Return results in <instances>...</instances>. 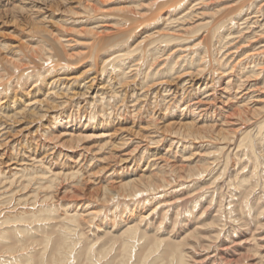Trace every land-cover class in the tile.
I'll list each match as a JSON object with an SVG mask.
<instances>
[{
  "label": "rangeland",
  "instance_id": "rangeland-1",
  "mask_svg": "<svg viewBox=\"0 0 264 264\" xmlns=\"http://www.w3.org/2000/svg\"><path fill=\"white\" fill-rule=\"evenodd\" d=\"M137 1H139V0H135V1L133 0L132 2H131V0H121V1L113 0L111 3L109 2L106 5L101 4V2L98 3L97 1H94V2L91 1V3L95 4L94 10L89 9V8L83 9V8L79 7L78 4H74V7L77 5L75 7V9L73 10L74 12H63V15H61V17L59 15H55L56 13L54 15H52L53 13L49 12L50 15H49L48 19L45 21L44 20L40 21L38 19H40L42 17L41 15H38L35 17V19H33L32 16L31 15L29 16V14H27L26 12L22 13V15L16 14V11H18V9L16 7L24 4L22 2V0H19V1L18 0H0V43L6 44L7 45L6 47L8 48V49L7 48L4 49V46L0 45V84H1L0 85V116H1L0 117V124H2L3 127H5L3 129V127L0 125V129H3V131L1 133L4 132L3 136L0 133V141L2 142V143L0 142L1 143V145H0V171L4 172V173L0 172V177H1L0 178V197H1L0 198V213H1L0 219L2 220V219H5V217H6V220L8 218V221H9L8 223L2 222L3 225L0 222V229L3 228L1 226H4V228L6 230V232H4L6 235L3 233V236L1 235L3 237V239H0V264H12L13 261L17 262L16 264H21V263H23V264H27V263L28 264H43V262H45L44 264H62V263L64 264L65 263L64 259H65V256H67V254L66 255L63 254L64 256L62 258L63 250L67 249L68 246H71L72 241L76 242L77 245L74 247L73 251L69 249L74 254L70 253V251L68 250L69 251L68 255L70 257L66 261H68V263L72 262V261H70V259L72 257L74 259H71V260H73L75 264H89V261L91 258L90 257L88 258V255H91V257H94L93 259H96L95 262L97 261L98 264L99 263L100 264H107V263H111V264H174V260H177L180 258H182L187 264H250V263L251 264L252 263L253 264H255V263L256 264H264V185H263L264 184V182H263L264 181V174H263L264 170L260 171V168L264 169L263 168L264 167V162H263V160H264V158H263L264 157V154H263L264 153V151H263L264 150V144L262 143V142H264V139H263L264 138V136H263L264 135V131H263L264 129L259 131V132L257 130H255V129H258V125H260V124H258V125L256 124V123H258V121H259V123L262 122L261 125H262V128H264V115H263L264 110L262 111L263 113H261L259 115L261 118L257 116L258 118L255 117L256 119L254 118L255 120H253V121H256L253 124V125H255V127H254L255 129H253V130L251 129V132H253L252 138H254V139H252L249 135H248V137H245L244 136L245 133H243V132H245L247 129H250L251 124H249V122H246V120L237 121L234 118H232L231 115L239 109V106H237L236 103L234 102L228 108L224 107V105H222L220 103V91L221 90H219L220 89L219 87L222 88L223 86H228V89H231V91L229 90L230 92L233 91L232 93L234 95L239 96L238 99L242 100L241 101L242 104L246 105V107H244L243 110L245 112L244 118H247L250 115L249 112H251V110L256 108L255 106L258 107V105H259V106L263 107V105H264V103L259 102V100H262L264 98V93H263L264 92V88H263L264 87V80H261V79H263L262 78L263 74H261L258 78H255L256 80L251 79L249 81H246L248 75L246 76V74H245V71L243 69V64H244V67H246V65H248V66L251 65L250 64L251 62L249 59L248 61L243 62L242 66L239 68V69H241L239 72L234 69L235 71H233L230 75L220 79L219 78L220 74L217 72L219 70L221 71V69H220L218 62L216 61L217 58H214V59L212 58V57H218L219 56V58H218V61H220L219 63L220 64L226 63V59L225 60L221 59L224 51L226 52V51L232 50V48L236 49V47L238 45H240L242 43H244V44L246 43L247 35L250 34V36H253V34L255 32L256 33L260 32L261 26H259V25L263 24L261 22V19L264 18L262 16L264 13L263 0H259V2H261V3H259V2L253 3V6H251L247 11L249 15H251V13H252V15L257 16L256 18L260 19V22H255L256 24L257 23L258 24L254 25V27L257 26L258 29H257V27L254 28L255 30L252 32V34L250 32L247 33L249 28L247 26H245V23H241V22H243L242 19L239 18L240 24H238L237 22L229 20V18L231 17V14L233 16V15H235V13H239L241 11L240 8H238L237 10H232V9L227 10L228 12L225 9L222 12H217L216 14L213 13V11L220 9L223 6L234 3L235 1L237 3H239V2H242L243 0H225V1L224 0L223 1L213 0L214 2L208 0L210 3L208 1H206L210 5L209 4L204 5L205 7L203 10L205 12L208 10L207 11L208 12L207 17H209V18L211 17V19L205 17L206 20H208V19L212 20V23H211L212 26H213V24L215 25L218 21L221 20L222 21V27L225 26L224 28L221 27L219 29L217 27V30H215L216 36L214 33H213V35L212 34L209 35V31H207V30L206 31L203 30V33L200 31L199 34L193 35L195 33L191 29V27L193 25H188V24L191 20H193L192 16L194 15V13H192V10L195 8V6L192 7L191 6L192 4H190V3H195L198 0H195V2H193L194 0H190V1L188 0L189 4L187 3V4H183L180 6V7H182L181 9L184 8L183 10L180 9L181 11L179 10V6L175 7V5H174L173 8L170 7L179 0H174L173 3H172V0H170L172 5L168 3V5L164 6V8L161 10L158 9V8H160V4H161L160 2L158 5H153L151 7H147L148 9H146V10H141V9L139 10L134 5L137 3ZM156 1L157 0H143L141 2L142 3L145 2V4H146V3H152V2L156 3ZM160 1H164V0H160ZM259 4H260V6H258ZM122 5H125V6L129 5V6H128V8L121 10L119 7ZM71 6L72 5H70V4L69 5L66 4V6H64V7L67 8V7H71ZM184 6H186V7H184ZM167 7H170V8H167ZM177 8H178V10H177ZM187 8L189 10H187ZM255 8H256V10H255ZM190 9H191V11H190ZM260 9L263 11L260 12ZM176 10L178 11V13ZM238 10H239V12H238ZM185 11H190L191 14H190V16H188L189 18L187 17L186 19H183L182 15L187 13ZM201 11H202V9H201ZM165 12H166V14H164ZM174 12H175V15L173 14ZM256 12L260 13V14H257ZM214 14H215V16H214ZM165 15H167L166 20H165ZM15 16H16V18H15ZM177 16H178V19H177ZM158 17H159L158 21L160 20L159 22L157 21ZM168 17H169V19H168ZM92 18H94V19H92ZM241 18H242V16H241ZM60 19L64 20V21H61ZM79 19H81V20H79ZM181 19L184 20L183 23H184L185 27H182L184 25L182 24ZM177 20H180V22ZM77 21H78V23H77ZM162 21L164 23H166L167 25L164 24ZM117 22H125V23L122 25H119L120 27L118 26L117 27L118 29H116V28H114V29L103 28L105 26H112V25L115 26L113 23L116 24ZM161 22L163 24H161ZM178 23H181V24L178 25ZM160 24H161V27L159 26ZM196 24H197V22H196ZM236 24H238V25H236ZM155 25H157V26H155ZM172 25H174V26H172ZM96 26H101L102 27L101 29L104 31H107V30L110 31L111 30L112 36L110 38H105L106 39V41H105V39H103L104 38L103 36L101 37V36L89 34V32H88L89 28H93ZM165 27L167 30H165ZM174 27L175 28L177 27L176 29H178L180 32L178 30H176ZM181 29H184V30H181ZM210 29H211V26H210ZM90 30L93 31L94 33H95V31H97V32L100 31L98 29H96V30L90 29ZM163 30H165V31H163ZM171 30H172V32H171ZM220 30H221V34H220ZM153 31H155V32H153ZM159 31H161L163 33H169V35L174 33L173 35H174V37H177V40H175V41L174 40L171 41L168 39H165V41L158 40L159 37L157 35L158 34L157 32H159ZM167 31H169V32H167ZM184 31L186 33V35L184 34L185 36L183 35ZM222 31H224V32H222ZM146 32H147V34H146ZM245 33H247V34H245ZM219 34L221 36L224 35L223 40L225 42H224L223 46L221 45L222 41L218 39L219 38L218 36H220ZM238 35H242L241 36V37H243L241 39L242 43H241V41H240V43L237 42V40H238L237 36ZM62 36H64V40H67L68 38L71 39L72 41L69 42L71 45L65 41H64L65 43L64 42L60 43V38ZM135 36H137L136 39H135ZM142 36H151L150 39H145L146 42L148 43V45L146 42H144L145 40L142 42L141 48L144 49L146 52L144 50H138L137 51V49H135V50L132 49L133 47H135V43H137L138 41L139 42L142 41ZM204 36L207 39H205ZM209 36H210V39H209ZM184 37H186V38H184ZM187 37L190 39H188ZM193 37L196 38L197 40L194 39ZM200 37L202 39H200ZM155 38H156V40H155ZM179 38H181V39L179 40ZM203 38L205 41H203ZM211 39H212V41H211ZM233 39H234V41H233ZM166 40H167V43H166ZM193 40H196V41H193ZM200 40H202V41H200ZM189 41H191V43ZM219 41L221 42V44ZM177 42L178 43L180 42L183 44H180V43L178 44ZM185 43H186V45L188 44L190 46L186 47V45H184ZM194 43H195V45H194ZM209 43H211V45ZM232 43H234V44L231 45ZM157 44L159 45V49H158V46H156ZM171 44H172V46H171ZM175 44L180 46L181 49L178 46H175ZM62 45L66 46L65 50L68 51L67 53L68 54H71V53L74 54V57L67 56V53H65L63 51ZM67 45H70V46H67ZM130 45H131V47H129ZM195 46H198V48H196ZM204 46H205V48L207 46L208 47L211 46V47H209V49H208V47H207V49H205ZM224 46H228L229 49L227 47L224 48ZM176 47H177V51H176ZM182 47H184V48H182ZM222 47L224 48V50ZM13 48H15V49L12 50ZM149 48H150V50H149ZM162 48L164 49L163 50V56L165 55L164 57H167L168 54H171V56L172 55L173 56L171 57L169 55L171 58L167 57L166 59H164L165 61L163 60V63H164L163 65H165V64H167V65L163 66L160 63V65L158 64V66H157L154 63V60H156L158 57H160L159 55L162 52H159V51H161ZM213 48H216V49H213ZM33 49H34V51H33ZM167 49H168V51H167ZM178 49L181 51H179ZM199 49H201V50H199ZM116 50H117V52H116ZM173 50H174V52H173ZM192 50H193V52H192ZM198 50H199V52H196ZM219 50H220V52H219ZM243 50H250V49L245 48ZM13 51H17V52H13ZM36 51H38V52L36 53ZM41 51H43L42 53H47V55H44L42 58H40L39 53ZM98 51L101 52L103 57L105 55L104 58L107 62L102 61V59H101L102 56L101 57L97 56ZM109 51H110V53H109ZM119 51H121V52H119ZM151 51L154 53V56H156L155 54L157 53V56H156L157 58L156 57L154 58L152 56L150 57ZM216 51H218V52H216ZM128 52H129V54H128ZM194 52L196 54H194ZM207 52H208V54H207ZM107 53L110 54L111 56L108 55ZM114 53H116V54H114ZM143 53H145V54H143ZM213 53H214V55H213ZM215 53H216V56H215ZM106 54L108 55V58H107ZM112 54L114 56L116 55L115 56L116 58L114 56H112ZM177 54H179V56H177ZM201 54H203V55L201 56ZM238 54H240L239 57H242L244 53L239 51L238 53H236L235 59L238 58ZM17 55L19 57H17L16 61H15V59L13 57L14 56L16 57ZM50 55L51 56L53 55L52 56L53 59L52 58L48 59V57ZM146 55H147V57H146ZM148 55L151 58L150 60H149ZM132 56H133V58H132ZM181 56H182V58L184 56L185 59L183 58L184 59L183 62H185V63L182 62ZM206 56H208V57H206ZM209 56L211 57L212 60L210 59ZM255 56H256V58H258L259 56L263 57V55H259V56L255 55ZM123 57H124V59H123ZM179 58H180V60H179ZM196 58H197V60H196ZM8 59H9V61H8ZM17 59L18 60L20 59V60L18 61ZM126 59H128V60H126ZM133 59L136 62L132 63L134 61ZM172 59L173 60L175 59L174 62ZM187 59H189L190 62L193 59V61L191 62V65H188V64H190V62ZM206 59H208V61H206ZM209 59H210V61H209ZM12 60H14L15 62H13ZM120 60H123V61H120ZM144 60H145V62H144ZM200 60H202V61H200ZM221 60H223V61L221 62ZM11 61L13 64L11 63ZM126 61H128V62H126ZM140 61H141V63H140ZM147 61L149 64L147 63V66H146ZM114 62H116V63L119 62V64H115ZM121 62L122 63L123 62L128 63V64L126 65L123 63V65H124L123 66ZM130 62L132 65L130 64ZM143 62L145 63V65L143 64ZM151 62H152V64H151ZM159 62H162V61H159ZM201 62H205V63L203 65H199V64H202ZM102 63H105V64H102ZM120 63H121V65H120ZM172 63H173V65H172ZM213 63H215V64H213ZM58 64H62L63 67L61 65H58ZM194 64H195V66H194L195 69L193 70ZM104 65H105V68L103 67ZM125 65L127 66L126 67L127 69L125 68ZM149 65H150V67H149ZM155 65L157 66L156 71H155V69L152 70V68L156 67ZM174 65H176V66H174ZM181 65H184L185 67L181 66ZM56 66H58V67H56ZM168 66H170L171 68ZM179 66L181 68H183L184 70H187V71L180 69ZM191 66H192V68H191ZM198 66L199 67L201 66V67L198 69L197 68ZM59 67L61 69H59ZM113 67H115V68H113ZM175 67L179 68V69L175 70L176 69ZM186 67L188 69H185ZM225 67L227 68V66H225ZM225 67H224V69H226ZM42 68H45V69H42ZM53 68H54V70L56 69L54 73L57 72L58 74L57 73L55 75H54V73L50 74L49 71H50V69L53 70ZM66 68H67V70H66ZM103 68H104V71H103ZM118 68H119V70H118ZM162 68H163V70H162ZM164 68H166L168 71ZM173 68H175L174 71L172 70ZM159 69H161L162 71ZM228 69L230 70L231 68H228ZM42 70L46 72L44 77L40 76V73H39V71H42ZM106 70H108V71H106ZM132 70L133 71L135 70V71L132 72ZM138 70H140V71H138ZM178 70H180V71H178ZM229 70H226V71H229ZM109 71H110V73H109ZM146 71H148V72L146 73ZM159 71H160V73H162V80H161V76H160L161 74H158ZM175 71H177L180 75L182 74L181 78H179V77L177 78V75L178 76H180V75L178 73L176 74ZM193 71H195V72H193ZM150 72H152L151 73L152 75L149 74ZM153 72H155V73L158 72L156 74V78L153 77V75H154ZM170 72H172V73L174 72V73L172 74ZM199 72H200V75H198ZM207 72H208V74H207ZM210 72L215 76L211 75ZM214 72H215V74H214ZM163 73H166V74H163ZM189 73L190 74L192 73V74L190 75ZM195 73L198 75L197 78H196ZM1 74H2V76H1ZM101 74H102V76H101ZM103 74L106 75V77ZM168 74H170V76ZM234 74H236V76H238V78H235ZM58 75H60V76H58ZM93 75H95L96 77H94ZM97 75H98V77H97ZM139 75L143 78L139 77ZM65 76L67 78H65ZM90 76H91V78H90ZM99 76H100V78H99ZM103 76H104V78H103ZM116 76H119V77L116 78ZM144 76L147 79H145ZM150 76H152V78H149ZM173 76L175 77V79ZM188 76H190V77H188ZM53 77L54 78L62 77V81H65L66 83L64 82V84L67 85V87H68V88L65 87L64 91H63V89L60 90L61 92L59 91V93L64 94L67 91L66 94L70 93L69 95L74 96L76 101L72 96H71V99L68 98L69 100L67 98L66 99L64 98L65 100H68L67 103L64 104V107H57L58 109L52 108V110H50V111L46 110L47 112H45V109H47V108H45L44 111H41L40 108H38L39 105L37 106V108H35L34 106L31 108L28 107L29 112L26 115H24L23 118L21 120L17 121L16 123L10 122L7 119H3L6 112L7 113L14 112L20 105H23L24 103L27 104L28 101H32L30 99H33L36 96L39 98H42V97L44 98L45 91L47 88L46 82H48L47 80H50V78H53ZM78 77H81V78H78ZM169 77H171V78H169ZM182 77L184 78V80ZM212 77H214V78H212ZM109 78H110V80H109ZM91 79H92V81L93 80L95 81V82L93 81L95 83L94 85L98 87V88L96 87V91L94 93L98 92V94H99L98 102L97 103L94 102V104H93V96L92 95L87 96V97H85L86 95H81L82 94L81 92H84L86 90V85L87 86L91 85V82H92ZM96 79H98V80H96ZM100 79H103L104 83ZM154 79H156L155 83H152V82H154V81H152ZM176 79H177V81H176ZM112 80H114V81H112ZM194 80H195V82H194ZM165 81H167V82H165ZM254 81L257 83H255ZM67 82H68V84H67ZM88 82L90 84H88ZM93 82H92V84H93ZM156 82H157V84H156ZM168 82H173V83L171 84ZM198 82H200V83H198ZM214 82L217 84H215ZM108 83H110L112 86ZM248 83L250 85H252V87H250L253 89L252 93L245 95V96H243V95L241 96V94H242L241 90L244 91L246 88V85H248ZM72 84L75 86H73ZM81 84H84V85H81ZM99 84L102 86H100ZM191 84H192V86H191ZM204 84H206V85H204ZM163 85L166 86L165 87L166 89L164 88ZM169 85H170V87H169ZM210 85H213V86H210ZM189 86H191V87L189 88ZM196 86H198V87L200 86V88H198ZM203 86H205V88L207 87V89H204ZM261 86H263V87H261ZM84 87H85V89H84ZM210 87H212V88H210ZM259 87H261V88H259ZM58 88H60V87H58ZM148 88H149V90H148ZM150 89L152 90V92H150L151 91ZM158 89H160L161 91H157ZM201 89L203 91H199ZM254 89L256 91H254ZM31 90H32V92H31ZM204 90L206 92H204ZM76 91H77V93H80V94L74 95L72 93V92L75 93ZM105 91H107V92H105ZM164 91H167V92L165 93ZM239 91H241V92H239ZM120 92L121 93L123 92V93L121 94ZM207 92H208V94H207ZM101 93L103 94V96ZM198 93H200V94H198ZM213 93H215V94L213 95ZM141 94L144 95V97ZM155 94L157 96H159V97L161 96V97L159 98ZM181 94L182 95L184 94L183 97ZM194 94H195V99H194ZM80 95H81V97H80L81 99L79 97H77ZM104 95H106V97ZM204 95H207V97L209 99ZM215 95H217V97ZM258 95H259L260 99H259ZM110 96H111V99H110ZM131 96H133L134 98ZM237 96H235V97H237ZM82 97H83V99H82ZM153 97H156V98H153ZM210 97H211V99H210ZM249 97H251V98H249ZM85 98H87V99H85ZM105 98H106V102H105ZM136 98H138V99H136ZM175 98H177V99L175 100ZM178 98H180V99H178ZM198 98H199V100H197ZM131 99H134V100H131ZM164 99L165 100L167 99V100L165 101ZM13 100H17L16 106H14L12 109H10L11 111L9 109H5L4 107L6 105H12L13 104ZM48 100H44L45 102L48 101L47 104L45 103L46 105L50 106V105H53V103L55 105V102L52 99H51V101H50V98ZM71 100H72V102H71ZM73 100H74V102H73ZM78 100L79 101L83 100V101H81L82 103L79 102V103H81V104H79ZM94 100H95V98H94ZM177 100H179L180 103L178 102V104H177ZM154 101H155V103H154ZM198 101H200V102H198ZM9 102H11V103H9ZM132 102L136 103V104H132ZM152 102L154 104H152ZM161 102H162V104H160ZM195 102H197V103H195ZM167 103H169V104H167ZM174 103H175V105H174ZM208 103H210V105ZM212 103H213V105L211 106ZM185 104H186V106H185ZM133 105H135V107ZM191 105H194V106H191ZM166 107H168V108H166ZM176 107H177V110H176ZM186 107H187V109H186ZM191 107H192V109H191ZM34 108H35V110H34ZM188 108H189V110H188ZM223 108L225 110H223ZM181 109L182 110L184 109L183 112L181 111ZM245 109H248V110H245ZM163 110H165V111H163ZM208 110H209V115H206V113L208 114ZM102 111H103V113H102ZM188 111H189V114H188ZM89 112H90V115L93 116L92 118L88 117ZM170 112H171V114H169ZM184 112H185V114H184ZM172 113H173V115H172ZM166 114H168V117ZM198 114H200V115H198ZM188 115H190V116H188ZM192 115H194V116H192ZM56 116H59L58 119H56L57 121L55 120ZM185 116H187V117H185ZM195 116H197V117H195ZM200 116H202L201 117L202 119L200 118ZM60 117H61V119H60ZM111 118H112V120H111ZM85 119H86V121L87 120L88 121L87 122L84 121ZM90 119H91V121H90ZM94 119H96V120H94ZM223 119H225V120L227 119V120L223 121ZM58 120H59V123H57ZM102 120L106 123H103L104 125L100 126ZM184 120L186 122H190L195 127H199V126L200 127L201 126L211 127V126H213L214 129L217 125H219V123H220V125L221 124H227L229 120L230 121L234 120L238 125L230 126L228 128H230V131L231 130L235 131V130H238V128H239L240 131L238 132V134L236 133L237 139L234 138L235 140H234V142H232L233 141L232 140L231 144L229 143L230 140L229 141L227 140V142L221 144V141H219L218 139L216 140V138L213 139L214 138L213 136L212 137L208 136L207 138H200L199 139V138L190 137L188 135L178 136L176 134H171L169 132H168V134L164 133L163 129L165 130V128H168V129H170L169 131H171L172 130L171 128L177 127V126L174 127V125L171 127L170 123H180V122L184 123L185 122ZM98 121H99V123H98ZM29 122H31L32 124L31 123L30 124L34 127H33V129H31V132L28 131V134H27L26 133L27 131H24V130L21 131V130H22V127L24 128L26 125H30ZM52 122H53V124L56 123V126L58 129H60V130L63 129V130H67V131L70 130V132H72L74 134H77L79 132L80 133L84 132L87 134L98 135V134H101L102 130H107L109 132H117V131L119 132L120 130L124 131V130H127L128 128H130V129H128L129 132L132 130L133 131L141 130V132L143 133L145 131L144 130L142 131V129H140L141 127L144 128V127H147L148 125L150 126L153 124H157V126L161 128L162 132L160 131V133L159 132L157 133L155 140L149 141V142L157 141L156 143L150 144L149 142H146V141L140 142L138 140H132L131 141L132 143L125 146L124 149L123 148L120 149V151L110 150L108 152L105 151L106 153L103 152L104 153L103 157L107 156L108 158L109 157L110 158H109V160L103 159V160L99 161L95 153L89 152V154H90L89 155L88 149H86L84 147L79 146L78 147L79 149L76 147L74 150L73 149L69 150V148L65 145L59 144V146H58V144L50 143L46 139V137L43 135L44 133H43L42 128H45V127L47 128V126L51 125ZM10 123H13V125ZM85 124H88V125H85ZM242 125H244V130H243ZM241 126H242V129H241ZM99 127L102 129L99 130ZM245 127H247V128H245ZM35 130H36V132H35ZM73 130H75V131H73ZM115 130H117V131H115ZM122 131L120 133H122ZM75 132H77V133H75ZM8 133H9V136H8ZM123 133L126 134V133H128V131H124ZM145 134H146V132H145ZM147 134H149V133H147ZM254 134H256V135H254ZM5 135L9 137V138L7 137V140H6ZM162 135H164V136H162ZM260 135L263 136L261 138L262 140L260 139V137H261ZM157 136H158V138H157ZM10 137L12 140L10 139ZM159 137L161 138V140L159 139ZM240 137H241L242 141H244V142H242V145L240 147L241 151L239 148H236L241 141ZM21 138H23V139H21ZM77 138L78 137H75L73 140L75 142H78V143L82 142L83 144L89 143L88 145L101 144L102 142H104V137L103 138L93 137L90 141L88 140L86 142L84 140L79 141V139H77ZM167 138H168V140H167ZM173 139L176 141H174ZM73 140L68 139L69 144L66 143V145H71L72 143L75 144V142ZM111 140L113 142H115L119 139L117 136L116 138H112ZM179 140H180V142H179ZM204 140H206V142ZM211 140L212 141L214 140L213 143L210 142ZM4 141L5 142L8 141L9 143L7 142L8 143L7 144ZM158 141H160V143ZM246 141L248 143H246V146H245ZM16 142L18 143L17 145H16ZM184 142L186 143L185 147L183 145ZM10 143H11V145L13 144V147L10 145ZM137 143L143 147L138 148L137 152L135 151L136 157L133 158L134 160H132V162H127V163L121 164V162L119 161L121 156H119V155L121 153L123 154V153L129 152V150L130 151L135 150V148H133V147H136ZM144 143H146L147 145ZM227 143H228V145L230 144L231 146L232 145L233 146L232 147L230 145L228 146V145H226ZM249 143H251V144H249ZM157 144L160 146H158ZM169 144L172 147H170ZM215 144H217V145L215 146ZM148 145H150V146H148ZM193 145H194V147H192L191 149H187L188 146L190 148ZM202 145H204V146H202ZM234 145H236V146H234ZM249 145L250 146L253 145V147H250ZM27 146H29V147H27ZM244 146H245V148H244ZM41 147H42V149H41ZM65 147H67V148H65ZM160 147L162 149L164 148V150H162ZM168 147H170L171 149ZM142 148L144 150L146 148V150L145 151L141 150ZM158 148L160 150H158ZM172 148H174V149H172ZM185 148H186V150L183 151ZM214 148H216V149H214ZM223 148H225V150ZM252 148H255V149H252ZM168 149H170V150H168ZM219 149L221 150V152ZM242 149H243V151H242ZM52 150H53V153H52ZM147 150H149L150 152ZM16 151H17V154H16ZM19 151H20V153H19ZM25 151L29 152V153L27 154ZM140 151L143 152L144 154L145 153L146 154L144 155ZM156 151L158 153L154 154V152H156ZM195 151H197L196 154H194ZM200 151H202V152H200ZM203 151H207V152L203 153ZM251 151H252V153H251ZM35 152H36L37 156L39 155L38 157L35 155ZM237 152H238L239 156L236 155ZM18 153H19L20 157L18 156ZM68 153H70V154H68ZM140 153L142 154V156L140 155V157H139ZM184 153L188 158L192 155L195 158L192 157L191 159H188L185 155H183ZM65 154H67L68 157ZM198 154H200V155L195 156ZM258 154H260V155L262 154V155L260 156ZM255 155H258V157H256ZM29 156L31 158L34 157V159H37L39 157L40 158L37 159L39 161L38 167L34 168L31 166L29 169H27L25 171L26 172L25 176L30 174L29 175L30 177H38L39 178L40 174L43 175V173H45V175L42 176L44 179L41 177L40 179L37 180L36 185H34V184L29 185L28 184L29 187L27 186V188H25V191H24L23 190L24 188H21L20 183H18V181H16V182L14 181V183H16V184L18 183L19 186L18 185L16 186V184L10 182L12 179L15 178V175L12 174L13 169L11 166L13 164H16L17 162H18L17 164L26 165L25 161L27 162V160L30 161V159H31ZM161 156H163L162 158L164 160L159 158ZM248 156L249 157L251 156V157L249 158ZM259 156H260V158H259ZM23 157H24V159L25 158L26 159L24 160ZM44 157H45V159H44ZM69 157H72V158H69ZM107 157H105V158H107ZM10 158H13L14 161H13V159H11V161H7ZM17 158H19V159L22 158V159L19 160ZM41 158H43V159H41ZM76 159H79V160L76 161ZM257 159H259V160H257ZM260 159L263 163L260 161ZM40 160H42V161H40ZM249 160L250 161L252 160L251 161L252 163ZM29 161L27 162V164H29ZM84 161H86V162H84ZM106 161H108V162H106ZM188 161H190V162H188ZM9 162H11V163L9 164ZM76 162L79 164H77ZM163 162H165V163H163ZM187 163H189L191 167ZM255 163L258 164V166ZM147 164H149V165H147ZM174 164L178 167L187 165V166H185V168H187V167L193 168L194 167L195 169H196V167H202L203 165L204 166L206 165V166H209V169H208L209 172L208 171L204 172V174L201 175L202 177H200L199 175H196V173H197L196 172L194 175H192V178L191 177L189 178L188 176H186L184 174V173H186V170H185L182 173H180L181 175L183 174L182 178L180 177L181 178L180 179L179 176H176V175L174 176V174L172 175L170 173L171 171L168 170L171 165L175 166ZM259 164H261L260 165L261 167L259 166ZM42 165L43 166L45 165L46 167L45 166L42 167ZM7 167H8V169H7ZM34 169H35V171H34ZM44 169H45V171H44ZM48 169L50 172L52 170V172L50 173L48 171ZM241 169H243V170H241ZM47 171H48V173H47ZM165 172H167V174ZM239 172L241 174H239ZM256 172H257V174H256ZM154 173L159 174V175H163V176L166 174L165 176L167 177V175H168L167 179H169V184L167 185L168 188L162 186L159 189V192H158L159 194H156L157 196H161L159 198L160 202H158L156 195L153 196V195H150L148 193H143V194L139 193L140 194V195L138 194L139 196L137 195L132 199H130V197H126V198L123 196L120 197V196L115 194L116 197L114 196L113 200H111V199H107L108 201L106 200V198H109L108 196L105 195V192L103 190V188H105L106 186H108V188L115 189L117 187L116 185H118V182L121 180L123 182V180L127 181V180L134 178V177L140 176L141 174H148V175L153 174L154 175ZM258 173H259V175H258ZM48 174L50 177H48ZM3 175H5V176H3ZM6 175L9 177H6ZM11 176H14V178H12ZM257 176H259V177H257ZM261 176H263V177H261ZM45 177H48V178L45 179ZM10 178H12V179H10ZM49 178H51L50 179L51 181H47V180H49ZM243 178H244L243 185L240 186L242 184L241 180ZM249 178H250V180H249ZM260 178H262L263 180ZM56 179H57V181H56ZM174 179H175V181H177V183H175V184H177L176 186H174L175 185ZM245 180H247L246 181L247 184H246ZM9 183H12V184L9 185ZM22 183H23V185H25L26 183H29V182L25 183V181H24ZM38 183L40 185L43 184V186L42 187L39 186ZM183 183H184V185H183ZM189 184H190V187H188ZM244 184H246V185H244ZM193 185L196 187H192ZM6 186H8L7 188H9V189H5ZM175 188H177V189H175ZM42 190H44V191H42ZM160 190H162V191H160ZM13 192L15 194H13ZM18 192H20V193H18ZM22 192H24L23 193L24 195L22 194ZM27 192H30L32 195H34V197L32 199H30L29 201H25L23 199H20L26 195L29 196L30 193H27ZM168 193H169V195H167ZM165 196H167V197H165ZM102 197L103 198L106 197V198L102 199ZM150 197L152 199L154 197L156 198V199H153L154 203L151 202L152 200ZM232 197L234 198V200ZM97 198H99L100 201ZM135 199H138V200L135 201ZM146 199L151 200L150 203ZM37 200H38V202H37ZM155 200H156V202H155ZM162 200H163V202H162ZM103 201L105 203H103ZM247 201H249V203ZM148 203L150 206L148 205ZM229 203L231 205H229ZM80 204H81V206H80ZM246 204H248V205H246ZM88 205H89V207H88ZM84 206H85V210L83 209ZM127 206L130 208L135 207L136 212L133 214L131 209L129 210L128 208H127L128 210L126 209V211L123 212L124 207L126 208ZM145 206H147V207H145ZM230 207H234V209L237 210V211L235 210L230 215L231 218H229V215H228L229 213H227V212H229ZM74 208H75V210H74ZM47 209L50 211L45 212V210H47ZM77 210H79V212ZM92 210H97L98 213H96L94 215L88 213L89 211H92ZM42 211H44V212H42ZM33 212L34 213L36 212V213L34 214ZM130 212H132V213H130ZM139 212L141 213L140 215H139ZM29 214H31V215L29 216ZM76 214H78V216ZM25 215L28 217H26ZM36 215H38L39 217ZM74 215L76 218L74 217ZM138 215H139V217H138ZM143 215L146 217L148 216V217L144 218ZM13 216H16V217H13ZM20 216L27 218V221L26 222L25 221H19L18 219L20 218ZM32 217H34V218H32ZM236 217H238L240 219H237ZM16 218H17V220H16ZM133 218H136V219L132 220ZM74 219H76L77 222L76 221L72 222V220H74ZM11 220H12V222H14V224L16 226L12 222H10ZM210 222H213L212 223L213 225L211 224V226H210ZM218 223H220L219 226H218ZM8 224H11V225H8ZM20 224L24 225V229H22V230L20 229L21 228ZM75 224H76V226H75ZM214 224H215V226L217 225L218 227H215ZM19 225H20V227H19ZM25 225H27V226H25ZM129 225L133 226L134 230H136V228H137V235L135 236L136 238L133 236V239L135 238V241L133 240L134 242L131 241L132 239L128 234L126 235V232H127ZM16 227H17V229H16ZM74 228H75V230H74ZM244 230H245V232H244ZM1 232H2V230H1ZM215 234H217L216 238L214 237ZM129 240H130V242H129ZM136 240H137V242H136ZM78 241H79V243H78ZM162 241H164V242H162ZM127 242L131 243L132 247L134 246L132 248L133 252L128 253V251H126L128 249H126V247H124V245ZM136 246H137V248H136ZM58 247H59V249H58ZM75 248H77V249H75ZM138 248H139V250H138ZM56 250L58 252H56ZM75 251H76V254H75ZM88 251H90V252H88ZM105 251H108L109 255L107 254V257H105V259L108 258L109 262H107V260H103V259L100 261L98 260L99 258H102L100 256V254L103 253L104 255H106ZM51 252H52V257H51ZM96 252L98 253L97 256H96ZM134 252H135V254H134ZM121 253H122V255H121ZM53 254H54V256H53ZM115 254H116V256H115ZM44 255H46V256L44 257ZM34 256H35V258H34ZM50 260L52 261V263ZM114 260H115V262H114ZM128 260H129V262H128ZM9 262H11V263H9ZM72 263H69V264H72Z\"/></svg>",
  "mask_w": 264,
  "mask_h": 264
},
{
  "label": "bare ground",
  "instance_id": "bare-ground-1",
  "mask_svg": "<svg viewBox=\"0 0 264 264\" xmlns=\"http://www.w3.org/2000/svg\"><path fill=\"white\" fill-rule=\"evenodd\" d=\"M19 1V0H18ZM91 1H97L98 3L99 2H101V4H107V3H111L113 0H22V2L24 3L23 5H21V6H17L16 8L18 9V11H16V14H18V15H22V13H24V12H26L27 14H29V16L31 15L32 16V18L33 19H35V17L36 16H38V15H41L42 17L40 18V19H38V20H40V21H45V20H47L48 19V17H49V15H50V13L49 12H52L53 14L52 15H54L55 13V15H59L60 17H61V15H63V12H74L73 10L75 9V7L77 6H75L74 7V4H78V6L79 7H81V8H83V9H93L94 10V6H95V4H93V3H91ZM119 1H121V0H119ZM133 0H131V2H132ZM135 1V0H134ZM141 1H143V0H139V1H137V3L136 4H134L135 5V7H137V9H141V10H146V9H148L147 7H151V6H153V5H158L159 4V2L161 3L160 4V8H158L159 10H161V9H163L164 8V6H166V5H168V3L169 4H171V1L170 0H164V1H160V0H157L156 1V3L155 2H152V3H146L145 4V2L144 3H142ZM173 1L174 0H172V3H173ZM190 1V0H189ZM189 1L188 0H179V1H177L175 4H171L172 6H170V7H172L173 8V6L175 5V7H178L179 6V10L182 8V7H180L181 5H183V4H189ZM206 1H208V0H198L197 2H195V0L193 1V2H195V3H190V4H192L191 6L192 7H194L195 6V8L192 10V13H194V17L192 16V19L193 20H191L190 22H189V24L188 25H193L192 27H191V29L193 30V32H195L193 35H197V34H199V32L201 31L202 33H203V30H207V31H209V35L210 34H212L213 35V33L215 34V30H217V27H218V29L219 28H221L222 27V21L220 20V21H218L215 25L213 24V26H212V20H209V19H211V17L209 18V17H207V15H208V10L205 12L203 9H204V5H208L209 3L208 2H206ZM210 1H213V0H210ZM218 1H223V0H218ZM225 1V0H224ZM148 2V1H147ZM206 2V3H205ZM214 2V1H213ZM212 2V3H213ZM236 2V1H235ZM231 3V4H228V5H226V6H223L222 8H220V9H217V10H215V11H213V13H217V12H222L223 10H225L226 9V11L227 10H230V9H232V10H237L238 8H240V12H239V10H238V12L239 13H235V15H233L232 16V14H231V17L229 18V20H231V21H234V22H237L238 24H240L239 22V18L240 19H242L243 20V22H241V23H245V26H247L248 28H249V30H248V32L247 33H251L252 34V32L255 30L254 28H256L257 26H255L254 27V25H257L255 22H260V19L259 18H256L257 16H254V15H252V13H251V15H249L248 14V9L251 7V6H253V3H257V2H259V0H243L242 2H239V3ZM259 3H261V2H259ZM263 3H264V0H263ZM19 4V3H18ZM66 4H70V5H72L71 7H64V6H66ZM15 5V4H14ZM210 5V4H209ZM255 5V4H254ZM129 6V5H128ZM128 6L126 5H122V6H120L119 8L121 9V10H123V9H125V8H128ZM258 6H260V4L258 5ZM257 6V7H258ZM170 7H167V8H170ZM184 7H186V6H184ZM191 8V7H190ZM261 8V7H260ZM184 9V8H183ZM183 9H181V10H183ZM201 9H202V11H201ZM262 9V8H261ZM260 9V12L261 11H263L264 10V8H263V10H261ZM92 10V11H93ZM177 10H178V8H177ZM176 10V11H177ZM180 10V11H181ZM187 10H189L188 8H187ZM253 10V9H252ZM255 10H256V8H255ZM168 11V10H167ZM190 11H191V9H190ZM190 11H185V12H187V13H185V14H183L182 15V18L183 19H186L188 16H190V14H191V12ZM14 12V11H13ZM173 12V11H172ZM228 12V11H227ZM250 12V11H249ZM253 12V11H252ZM77 13V12H76ZM143 13V12H142ZM177 13H178V11H177ZM182 13V12H181ZM184 13V12H183ZM212 13V14H213ZM257 13V12H256ZM78 14V13H77ZM164 14H166V12L164 13ZM174 15H175V12L173 13ZM215 14H214V16H215ZM248 14V15H247ZM257 14H260V13H257ZM256 14V15H257ZM17 15V16H18ZM51 15V16H52ZM89 15V14H88ZM146 15V14H145ZM177 15V14H176ZM242 16V18H241V16ZM246 15V16H245ZM78 16V15H77ZM167 15H165V20H166V17ZM170 16V15H169ZM173 16V15H172ZM245 16V17H244ZM263 17H264V13H263V15H262ZM14 17V16H13ZM53 17V16H52ZM59 17V18H60ZM155 17V16H154ZM153 17V18H154ZM205 17H207V18H209L208 20H206V18ZM15 18H16V16H15ZM68 18V17H67ZM82 18V17H81ZM145 18V17H144ZM143 18V19H144ZM189 18V17H188ZM71 19V18H70ZM83 19V18H82ZM92 19H94V18H92ZM125 19V18H124ZM133 19V18H132ZM158 19H159V17L157 18V21H158ZM168 19H169V17H168ZM174 19V18H173ZM176 19V18H175ZM177 19H178V16H177ZM238 19V20H237ZM61 20V19H60ZM79 20H81V19H79ZM86 20V19H85ZM163 20V19H162ZM182 20V19H181ZM188 20V19H187ZM254 20V21H253ZM61 21H64V20H61ZM87 21V20H86ZM156 21V22H157ZM160 21V20H159ZM158 21V22H159ZM168 21V20H167ZM177 21H179L180 22V20H177ZM183 21L184 20H182V24L184 25V23H183ZM186 21V20H185ZM90 22V21H89ZM101 22V21H100ZM140 22V21H139ZM155 22V23H156ZM157 22V23H158ZM163 22V21H162ZM161 22V24H163ZM171 22V21H170ZM188 22V21H187ZM186 22V23H187ZM196 22H197V24H196ZM261 22L263 23V24H261V25H259V26H261V29H260V32L259 33H254L253 34V36H250V34L249 35H247V40H246V43L244 44V43H242V41H241V39L243 38V37H241L242 35H238L237 36V38H238V40H237V42L238 43H240V41H241V43L242 44H240V45H238L237 47H236V49H233L232 48V50H229V51H224V53H223V55H222V57H221V59H223V60H225L226 59V63H219L220 61H218V58H219V56L218 57H212L213 59L214 58H217L216 59V61L218 62V64H219V66H220V69H221V71L219 70L217 73H219L220 74V79L221 78H224V77H226V76H228V75H230L233 71H240L241 69H239L241 66H242V64H243V62L245 61H248L249 59H250V64L251 65H246V67H244V64H243V69H244V71H245V74H246V76H247V80L246 81H249V80H256L255 78H258L261 74H263V79H261V80H264V18H262L261 19ZM77 23H78V21H77ZM125 22H117L116 24L115 23H113L115 26H105V27H103V28H110V29H114V28H116V29H118L117 27L119 26V25H122V24H124ZM127 23V22H126ZM129 23V22H128ZM154 23V24H155ZM185 23V24H186ZM214 23V22H213ZM232 23V22H231ZM107 24V23H106ZM131 24V23H130ZM161 24L159 25L160 27H161ZM164 24H166V23H164ZM170 24V23H169ZM172 24V23H171ZM181 23H178V25H180ZM238 24H236V25H238ZM99 25V24H98ZM167 25V24H166ZM165 25V26H166ZM155 26H157V25H155ZM154 26V27H155ZM158 26V27H159ZM169 26V25H168ZM172 26H174V25H172ZM210 26H211V29H210ZM241 26V25H240ZM239 26V27H240ZM120 27V26H119ZM152 27V26H151ZM163 27V26H162ZM182 27H185V25L184 26H182ZM189 27V26H188ZM225 26H223L222 28H224ZM238 27V28H239ZM102 27L101 26H96V27H93V28H89V30H88V32H89V34H91V35H97V36H103L104 38L103 39H105V38H110L111 36H112V31L110 30V31H104V30H102L101 29ZM171 28V27H170ZM173 28V27H172ZM175 28V27H174ZM177 28V27H176ZM175 28V29H176ZM236 28V27H235ZM90 29H98V30H100L99 32H97V31H95V33L93 32V31H91ZM138 29V28H137ZM210 29V30H209ZM244 29V28H243ZM257 29H258V27H257ZM150 30V29H149ZM165 30H167L166 29V27H165ZM165 30H163V31H165ZM169 30V29H168ZM176 30H178V29H176ZM181 30H184V29H181ZM225 30V29H224ZM242 30V29H241ZM179 31V30H178ZM259 31V30H258ZM262 31V32H261ZM133 32V31H132ZM153 32H155V31H153ZM167 32H169V31H167ZM171 32H172V30H171ZM180 32V31H179ZM218 32V31H217ZM222 32H224V31H222ZM128 33V32H127ZM158 34V40H163V41H165V39H168V40H177V37H174V33L173 34H171V35H169V33H163V32H161V31H159V32H157ZM229 33V32H228ZM247 33H245V34H247ZM146 34H147V32H146ZM156 34V33H155ZM176 34V33H175ZM186 35V33H185V31H184V33H183V35ZM188 34V33H187ZM192 34V33H191ZM201 34V33H200ZM220 34H221V30H220ZM219 34V35H220ZM230 34V33H229ZM114 35V34H113ZM142 35V34H141ZM184 35V36H185ZM140 36V35H139ZM138 36V37H139ZM153 36V35H152ZM188 36V35H187ZM215 36H216V34H215ZM218 36V35H217ZM224 36V35H223ZM223 36H218L219 38V40H221L222 41V44H221V42H220V44L223 46V44H224V40H223ZM226 36V35H225ZM228 36V35H227ZM230 36V35H229ZM246 36V35H245ZM133 37V36H132ZM148 37V38H147ZM150 37L151 36H142V41H138L137 43H135V47H133L132 49H137V51L138 50H144V49H142L141 48V46H142V42L145 40V39H150ZM213 37V36H212ZM211 37V38H212ZM68 38V37H67ZM137 38V36H135V39ZM140 38V37H139ZM184 38H186V37H184ZM188 38V37H187ZM194 38V37H193ZM198 38V37H197ZM204 38H205V36H204ZM204 38H203V41H205L204 40ZM226 38V37H225ZM230 38V37H229ZM101 39V38H100ZM134 39V40H135ZM153 39V38H152ZM181 38H179V40H180ZM188 39H190V38H188ZM194 39H196V38H194ZM200 39H202L201 37H200ZM205 39H207V38H205ZM209 39H210V36H209ZM213 39V38H212ZM212 39H211V41H212ZM217 39V38H216ZM227 39V38H226ZM155 40H156V38H155ZM197 40V39H196ZM196 40H193V41H196ZM214 40V39H213ZM67 42V43H69L70 41H72L71 39H67V40H64V36H62L61 38H60V43H62V42ZM101 41V40H100ZM105 41H106V39H105ZM108 41V40H107ZM200 41H202V40H200ZM233 41H234V39H233ZM236 41V40H235ZM64 42V43H65ZM117 42V41H116ZM136 42V41H135ZM144 42H146V40L144 41ZM154 42V41H153ZM190 43H191V41H189ZM210 42V41H209ZM214 42V41H213ZM245 42V41H244ZM132 43V42H131ZM147 43V42H146ZM166 43H167V40H166ZM178 43V42H177ZM180 43V42H179ZM178 43V44H179ZM231 43V42H230ZM70 44V43H69ZM134 44V43H133ZM154 44V43H153ZM159 44V43H158ZM156 45V46H158V49H159V45ZM180 44H183V43H180ZM208 44V43H207ZM210 45H211V43H209ZM216 44V43H215ZM214 44V45H215ZM234 43H232L231 45H233ZM0 45L1 46H4V49H6L7 47V45L6 44H3V43H0ZM71 45V44H70ZM70 45H67V46H70ZM115 45V44H114ZM145 45V44H144ZM147 45H148V43H147ZM161 45V44H160ZM184 45H186V43L184 44ZM194 45H195V43H194ZM200 45V44H199ZM206 45V44H205ZM9 46V45H8ZM47 46V45H46ZM63 46V47H62ZM61 47L63 48V51L65 52V53H67L68 51H66L65 50V48H66V46H64V45H62ZM171 46H172V44H171ZM175 46H178L177 44H175ZM174 46V47H175ZM187 46H190V45H186V47ZM129 47H131V45L129 46ZM139 47V48H138ZM144 47V46H143ZM150 47V46H149ZM173 47V48H174ZM179 48H180V46H178ZM196 48H198V46H195ZM203 47V46H202ZM208 47V46H207ZM207 47L205 48V46H204V48L205 49H207ZM209 47H211V46H209ZM209 47H208V49H209ZM228 48V46H224V48ZM230 47V46H229ZM172 48V49H173ZM182 48H184V47H182ZM195 48V49H196ZM223 48V47H222ZM224 48H223V50H224ZM245 48H249L250 50H243V49H245ZM8 49V48H7ZM15 48H13L12 50H14ZM68 49V48H67ZM123 49V48H122ZM121 49V50H122ZM153 49V48H152ZM151 49V50H152ZM171 49V48H170ZM181 49V48H180ZM189 49V48H188ZM193 49V48H192ZM211 49V48H210ZM213 49H216V48H213ZM221 49V48H220ZM229 49V48H228ZM51 50V49H50ZM118 50V49H117ZM117 50H116V52H117ZM149 50H150V48H149ZM163 48L161 49V51H159V52H162V53H160V57H156L157 56V53L155 54L156 56H154V53L151 51L150 53V57L152 56V57H156L157 59L156 60H154V63L158 66V64L160 65V63L163 65L164 63H163V60L164 59H166L167 57H170L171 56V54H168L167 55V57H164L163 56ZM179 50V49H178ZM199 50H201V49H199ZM199 50L198 51H196V52H199ZM212 50V49H211ZM11 51V50H10ZM33 51H34V49H33ZM49 51V50H48ZM112 51V50H111ZM145 51V50H144ZM148 51V50H147ZM167 51H168V49H167ZM166 51V52H167ZM176 51H177V47H176ZM179 51H181V50H179ZM195 51V50H194ZM204 51V50H203ZM207 51V50H206ZM205 51V52H206ZM209 51V50H208ZM242 52V53H244L243 54V56L242 57H239V55L240 54H238V58H236L235 59V56H236V53H238V52ZM13 52H17V51H13ZM38 51H36V53H37ZM43 51H41L39 54V57L40 58H42L44 55H47V53H42ZM103 52V51H102ZM119 52H121V51H119ZM140 52V51H139ZM146 52V51H145ZM173 52H174V50H173ZM186 52V51H185ZM184 52V53H185ZM191 52V51H190ZM192 52H193V50H192ZM204 52V53H205ZM211 52V51H210ZM216 52H218V51H216ZM219 52H220V50H219ZM109 53H110V51H109ZM123 53V52H122ZM131 53V52H130ZM149 53V52H148ZM169 53V52H168ZM171 53V52H170ZM183 53V52H182ZM189 53V52H188ZM203 53V52H202ZM15 54V53H14ZM51 54V53H50ZM53 54V53H52ZM108 54V53H107ZM106 54V55H107ZM114 54H116V53H114ZM128 54H129V52H128ZM142 54V53H141ZM140 54V55H141ZM143 54H145V53H143ZM194 54H196L195 52H194ZM199 54V53H198ZM207 54H208V52H207ZM218 54V53H217ZM108 55H110V54H108ZM108 55H107V58H108ZM118 55V54H117ZM170 55V56H169ZM182 55V54H181ZM188 55V54H187ZM203 54H201V56H202ZM213 55H214V53H213ZM255 55H263V57H258V58H256V56ZM53 56V55H52ZM52 56L50 55L49 57H48V59H51L52 58ZM66 56V55H65ZM67 56H69V57H74V54H68L67 53ZM97 56H99V57H101V59H102V61H106L105 60V55H104V57H103V55L101 54V52L100 51H98V55ZM111 56V55H110ZM109 56V57H110ZM112 56H114L113 54H112ZM116 56V55H115ZM114 56V57H115ZM120 56V55H119ZM129 56V55H128ZM135 56V55H134ZM173 56V55H172ZM171 56V57H172ZM175 56V55H174ZM177 56H179V54H177ZM196 56V55H195ZM212 56V55H211ZM215 56H216V53H215ZM13 57V56H12ZM11 57V58H12ZM17 57H19L18 55L15 57H13L14 59H15V61H16V58ZM137 57V56H136ZM142 57V56H141ZM146 57H147V55H146ZM148 57H149V55H148ZM149 57V60L151 59ZM170 57V58H171ZM187 57V56H186ZM190 57V56H189ZM192 57V56H191ZM206 57H208V56H206ZM205 57V58H206ZM210 57V56H209ZM116 58V57H115ZM128 58V57H127ZM132 58H133V56H132ZM131 58V59H132ZM153 58V59H154ZM174 58V57H173ZM178 58V57H177ZM181 58H182V56H181ZM183 58H184V56H183ZM182 58V62H183V60L185 59H183ZM46 59V58H45ZM53 59V58H52ZM100 59V58H99ZM98 59V60H99ZM100 59V60H101ZM104 59V60H103ZM112 59V58H111ZM123 59H124V57H123ZM135 59V58H134ZM133 59V60H134ZM138 59V58H137ZM136 59V60H137ZM145 59V58H144ZM191 59V58H190ZM202 59V58H201ZM210 59H211V57H210ZM210 59H209V61H210ZM11 60V59H10ZM18 60V59H17ZM20 60V59H19ZM18 60V61H19ZM99 60V61H100ZM126 60H128V59H126ZM168 60V59H167ZM166 60V61H167ZM173 60V59H172ZM171 60V61H172ZM175 60V59H174ZM174 60H173V62H174ZM179 60H180V58H179ZM188 61H189V59H187ZM196 60H197V58H196ZM212 60V59H211ZM223 60H221V62L223 61ZM8 61H9V59H8ZM13 62H15L14 60H12ZM12 61H11V63H12ZM47 61V60H46ZM64 61V60H63ZM112 61V60H111ZM114 61V60H113ZM120 61H123V60H120ZM125 61V60H124ZM159 61H162V62H159ZM165 61V60H164ZM186 61V60H185ZM192 61H193V59H192ZM191 61V62H192ZM200 61H202V60H200ZM204 61V60H203ZM206 61H208V59H206ZM101 62V61H100ZM107 62V61H106ZM126 62H128V61H126ZM134 62H136L135 60L132 62V63H134ZM139 62V61H138ZM144 62H145V60H144ZM143 62V64L145 65V63ZM170 62V61H169ZM176 62V61H175ZM180 62V61H179ZM181 62V63H182ZM190 62V61H189ZM191 62H190V64H188V65H191ZM196 62V61H195ZM194 62V63H195ZM199 62V61H198ZM197 62V63H198ZM97 63V62H96ZM115 64H119V62L118 63H116V62H114ZM122 63V62H121ZM121 63H120V65H121ZM124 63V62H123ZM123 63H122V65H123ZM140 63H141V61H140ZM139 63V64H140ZM147 63H148V61L146 62V66H147ZM168 63V62H167ZM180 63V64H181ZM183 63H185V62H183ZM182 63V64H183ZM200 63V62H199ZM202 64H199V65H203L205 62H201ZM13 64V63H12ZM17 64V63H16ZM19 64V63H18ZM102 64H105V63H102ZM111 64V63H110ZM124 64H128V63H124ZM130 64H131V62H130ZM149 64V63H148ZM151 64H152V62H151ZM170 64V63H169ZM168 64V65H169ZM175 64V63H174ZM179 64V65H180ZM196 64V63H195ZM195 64L193 65V67L195 66ZM213 64H215V63H213ZM217 64V63H216ZM44 65V64H43ZM46 65V64H45ZM53 65V64H52ZM58 65H61L62 66V64H58ZM108 65V64H107ZM119 65V66H120ZM125 65V68L127 67ZM132 65V64H131ZM155 65V66H156ZM165 65H167V64H165ZM165 65H163V66H165ZM172 65H173V63H172ZM177 65V64H176ZM176 65H174V66H176ZM185 65V64H184ZM184 65H181V66H184ZM211 65V64H210ZM51 66V65H50ZM54 66V65H53ZM52 66V67H53ZM116 66V65H115ZM124 66V65H123ZM130 66V65H129ZM139 66V65H138ZM157 66L155 67V68H152V70H154L155 69V71H156V68H157ZM171 66V65H170ZM170 66H168V67H170ZM208 66V65H207ZM206 66V67H207ZM218 66V65H217ZM225 66H227V68L225 67ZM229 66V67H228ZM15 67V66H14ZM56 67H58V66H56ZM55 67V68H56ZM63 67V66H62ZM68 67V66H67ZM104 68H105V65L103 66ZM131 67V66H130ZM134 67V66H133ZM149 67H150V65H149ZM162 67V66H161ZM173 67V66H172ZM185 67V66H184ZM188 67V66H187ZM185 68V69H188V68ZM201 67V66H200ZM199 66L197 67L198 69L200 68ZM216 67V66H215ZM224 67L226 68V69H224ZM104 68H103V71H104ZM111 68V67H110ZM113 68H115V67H113ZM121 68V67H120ZM171 68V67H170ZM176 68V67H175ZM175 68H173L172 70L174 71V69ZM179 68L180 69H182V70H184L183 68H181L180 66H179ZM179 68H176L175 70H177V69H179ZM191 68H192V66H191ZM219 68V67H218ZM228 68H231L230 70L228 69ZM42 69H45V68H42ZM58 69V68H57ZM59 69H61L60 67H59ZM71 69V68H70ZM102 69V68H101ZM117 69V68H116ZM127 69V68H126ZM134 69V68H133ZM149 69V68H148ZM164 69H166V68H164ZM195 69V67L193 68V70ZM208 69V68H207ZM212 69V68H211ZM215 69V68H214ZM217 69V68H216ZM235 69V70H234ZM49 70V69H48ZM56 70V69H55ZM55 70H54V68H53V70H51L50 69V74L51 73H54L55 72ZM65 70V69H64ZM66 70H67V68H66ZM110 70V69H109ZM118 70H119V68H118ZM130 70V69H129ZM150 70V69H149ZM158 70V69H157ZM159 70H161V69H159ZM162 70H163V68H162ZM161 70V71H162ZM167 70V69H166ZM170 70V69H169ZM226 70H229V71H226ZM43 71V70H42ZM39 71V73H40V76H45V74H46V72L45 71ZM60 71V70H59ZM102 71V72H103ZM106 71H108V70H106ZM117 71V70H116ZM135 71V70H134ZM133 70H132V72H134ZM138 71H140V70H138ZM144 71V70H143ZM165 71V70H164ZM168 71V70H167ZM178 71H180V70H178ZM184 71H187V70H184ZM198 71V70H197ZM214 71V70H213ZM71 72V71H70ZM95 72V71H94ZM148 71H146V73H147ZM176 72V74L178 73L177 71H175ZM183 72V71H182ZM193 72H195V71H193ZM202 72V71H201ZM57 73V72H56ZM56 73H54V75L56 74ZM67 73V72H66ZM84 73V72H83ZM109 73H110V71H109ZM118 73V72H117ZM152 72H150L149 74L150 75H152L151 74ZM158 73V72H157ZM157 73H155V72H153V77H155L156 78V74ZM169 73V72H168ZM170 73H172V72H170ZM174 73V72H173ZM172 73V74H173ZM181 73V72H180ZM211 73V72H210ZM209 73V74H210ZM216 73V74H217ZM243 73V72H242ZM4 74V73H3ZM20 74V73H19ZM58 74V73H57ZM107 74V73H106ZM116 74V73H115ZM136 74V73H135ZM158 74H161L160 76H161V80H162V73H160V71H159V73ZM163 74H166V73H163ZM179 74V73H178ZM185 74V73H184ZM187 74V73H186ZM190 74V73H189ZM192 74V73H191ZM190 74V75H191ZM196 74V73H195ZM194 74V75H195ZM207 74H208V72H207ZM214 74H215V72H214ZM53 75V74H52ZM62 75V74H61ZM71 75V74H70ZM96 75V74H95ZM95 75H93L94 77H96ZM104 75V74H103ZM109 75V74H108ZM107 75V76H108ZM141 75V74H140ZM139 75V77H141ZM169 76H170V74H168ZM180 75V74H179ZM182 75V74H181ZM181 75L180 76H178L177 75V78L179 77V78H181ZM198 75H200V72H199V74ZM197 74H196V78H197V76H198ZM211 75H213L212 73H211ZM235 75V78H238V76H236V74H234ZM1 76H2V74H1ZM58 76H60V75H58ZM63 76V75H62ZM72 76V75H71ZM92 76V77H93ZM101 76H102V74H101ZM105 77H106V75H104ZM104 76H103V78H104ZM127 76V75H126ZM148 76V75H147ZM175 76V75H174ZM173 76V77H174ZM213 76H215V75H213ZM56 77V76H55ZM64 77V76H63ZM83 77V76H82ZM97 77H98V75H97ZM117 77H119V76H116V78ZM166 77V76H165ZM172 77V78H173ZM184 77V76H183ZM182 77V78H183ZM188 77H190V76H188ZM218 77V76H217ZM251 77V78H250ZM65 78H67L66 76H65ZM78 78H81V77H78ZM85 78V77H84ZM90 78H91V76H90ZM99 78H100V76H99ZM98 78V79H99ZM111 78V77H110ZM110 78H109V80H110ZM128 78V77H127ZM138 78V77H137ZM141 78H143V77H141ZM144 78H145V76H144ZM149 78H152V76H150ZM159 78V77H158ZM167 78V77H166ZM169 78H171V77H169ZM186 78V77H185ZM207 78V77H206ZM210 78V77H209ZM212 78H214V77H212ZM2 79V78H1ZM73 79V78H72ZM95 79V78H94ZM98 79H96V80H98ZM113 79V78H112ZM145 79H147V78H145ZM174 79H175V77H174ZM199 79V78H198ZM243 79V78H242ZM70 80V79H69ZM68 80V81H69ZM89 80V79H88ZM100 80H102L103 81V79H100ZM155 80L156 79H154V80H152V81H154V82H152V83H155ZM183 80H184V78H183ZM193 80V79H192ZM191 80V81H192ZM209 80V79H208ZM213 80V79H212ZM216 80V79H215ZM233 80V79H232ZM48 82H46V91H45V95H44V98L42 97V98H39V97H32L33 99H30V100H32V101H28L27 102V104L26 103H24L23 105H20L14 112H12V113H5V115H4V118L3 119H7L8 121H10V122H17V121H19V120H21L22 118H23V116L24 115H26L28 112H29V108L28 107H35V108H37V106L39 105V107L38 108H40V110L41 111H44V109L45 108H47V109H45V112H47V111H50V110H52V108H54V109H56L57 107H64V104L65 103H67V101L69 100L68 98H70L71 99V96L72 95H69V94H66L67 93V91H66V93H64V94H62V93H59V91L60 90H62L63 89V91H64V88L66 87V88H68L67 87V85H65L64 84V82L65 81H62V77H58V78H50V80H47ZM77 81V80H76ZM86 81V80H85ZM91 81H92V79H91ZM94 81V80H93ZM92 81V82H93ZM112 81H114V80H112ZM119 81V80H118ZM125 81V80H124ZM176 81H177V79H176ZM175 81V82H176ZM182 81V80H181ZM197 81V80H196ZM231 81V80H230ZM70 82V81H69ZM74 82V81H73ZM72 82V83H73ZM84 82V81H83ZM82 82V83H83ZM92 82H91V85H86V90L84 91V92H81L82 94L81 95H86L85 97H87V96H93V104H94V102L95 103H97L98 102V98H99V94H98V92H96V93H94L95 91H96V87L97 86H95L94 84V82H93V84H92ZM101 82V81H100ZM121 82V81H120ZM146 82V81H145ZM159 82V81H158ZM161 82V81H160ZM163 82V81H162ZM165 82H167V81H165ZM184 82V81H183ZM187 82V81H186ZM194 82H195V80H194ZM193 82V83H194ZM203 82V81H202ZM216 82V81H215ZM214 82V83H215ZM239 82V81H238ZM255 82V81H254ZM66 83V82H65ZM98 83V82H97ZM103 83H104V81H103ZM102 83V84H103ZM113 83V82H112ZM119 83V82H118ZM149 83V82H148ZM168 83H173V82H168ZM178 83V82H177ZM176 83V84H177ZM197 83V82H196ZM198 83H200V82H198ZM207 83V82H206ZM221 83V82H220ZM240 83V82H239ZM244 83V82H243ZM255 83H257V82H255ZM67 84H68V82H67ZM75 84V83H74ZM88 84H90L89 82H88ZM108 84H110V83H108ZM156 84H157V82H156ZM164 84V83H163ZM170 84V85H171ZM183 84V83H182ZM213 84V83H212ZM215 84H217V83H215ZM224 84V83H223ZM237 84V83H236ZM246 84V83H245ZM253 84V83H252ZM1 85V84H0ZM73 85V84H72ZM78 85V84H77ZM81 85H84V84H81ZM100 85V84H99ZM98 85V86H99ZM111 85V84H110ZM116 85V84H115ZM165 85V84H164ZM163 85V86H164ZM168 85V84H167ZM170 85H169V87H170ZM178 85V84H177ZM180 85V84H179ZM204 85H206V84H204ZM230 85V84H229ZM73 86H75V85H73ZM80 86V85H79ZM100 86H102V85H100ZM112 86V85H111ZM110 86V87H111ZM148 86V85H147ZM157 86V85H156ZM176 86V85H175ZM191 86H192V84H191ZM191 86H189V88L191 87ZM210 86H213V85H210ZM216 86V85H215ZM221 86V85H220ZM235 86V85H234ZM245 86V85H244ZM58 87H60V88H58ZM154 87V86H153ZM159 87V86H158ZM166 86H164V88H165ZM177 87V86H176ZM186 87V86H185ZM194 87V86H193ZM196 87H198V86H196ZM195 87V88H196ZM202 87V86H201ZM230 87V86H229ZM250 87H252V85H250L249 83H248V85H246V88H245V90L243 91V90H241L242 91V94H241V96L243 95V96H245V95H248V94H250V93H252V88H250ZM261 87H263V86H261ZM261 87H259V88H261ZM8 88V87H7ZM74 88V87H73ZM98 88V87H97ZM100 88V87H99ZM102 88V87H101ZM178 88V87H177ZM198 88H200V86L198 87ZM197 88V89H198ZM203 88L204 89H207V87L205 88V86H203ZM210 88H212V87H210ZM218 88V87H217ZM220 89L219 90H221L220 91V103L222 104V105H224V107H226V108H228L229 106H231L232 105V103H236V105L237 106H239V109L235 112V113H233L231 116H232V118H234L235 120H237V121H243V120H246V122H249V124H251L250 126V129H247L245 132H243V133H245L244 134V136L245 137H248V135L252 138V136H253V132H251V129L253 130V129H255L254 127H255V125H253L256 121H253V120H255L256 118H258V117H260L259 115L261 114V113H263L262 111L264 110V105H263V107L262 106H259L258 105V107L257 106H255L256 108H254L253 110H251V112H249V116L247 117V118H244L245 116H244V114H245V112H244V107H246V105L245 104H242V100H240V99H238L239 98V96H237V95H234L232 92H230L231 91V89H228V86H223L222 88L221 87H219ZM240 88V87H239ZM238 88V89H239ZM264 88V87H263ZM33 89V88H32ZM84 89H85V87H84ZM166 89V88H165ZM170 89V88H169ZM173 89V88H172ZM171 89V90H172ZM192 89V88H191ZM215 89V88H214ZM213 89V90H214ZM237 89V88H236ZM68 90V89H67ZM148 90H149V88H148ZM151 90V89H150ZM164 90V89H163ZM174 90V89H173ZM193 90V89H192ZM212 90V91H213ZM230 90V91H229ZM157 91H161L160 89H158ZM169 91V90H168ZM182 91V90H181ZM191 91V90H190ZM199 91H203L202 89L201 90H199ZM215 91V90H214ZM213 91V92H214ZM238 91V90H237ZM236 91V92H237ZM241 91H239V92H241ZM254 91H256L255 89H254ZM31 92H32V90H31ZM34 92V91H33ZM61 92V91H60ZM71 92V91H70ZM105 92H107V91H105ZM150 92H152V90L150 91ZM156 92V91H155ZM154 92V93H155ZM165 93L167 92V91H164ZM173 92V91H172ZM204 92H206L205 90H204ZM210 92V91H209ZM231 94H230V93ZM235 92V91H234ZM35 93V92H34ZM37 93V92H36ZM74 95H78V94H80V93H77V91L74 93V92H72ZM71 93V94H72ZM121 93V92H120ZM123 93V92H122ZM121 93V94H122ZM136 93V92H135ZM144 93V92H143ZM203 93V92H202ZM211 93V92H210ZM254 93V92H253ZM264 93V92H263ZM43 94V93H42ZM102 94V93H101ZM134 94V93H133ZM157 94V93H156ZM155 94V95H156ZM162 94V93H161ZM172 94V93H171ZM177 94V93H176ZM185 94V93H184ZM183 94V95H184ZM198 94H200V93H198ZM204 94V93H203ZM207 94H208V92H207ZM215 93H213V95H214ZM233 94V95H232ZM237 94V93H236ZM259 94V93H258ZM36 95V94H35ZM34 95V96H35ZM38 95V94H37ZM81 95L80 96H77V97H81ZM136 95V94H135ZM139 95V94H138ZM142 95V94H141ZM158 95V94H157ZM156 95V96H157ZM182 95V94H181ZM183 95H182V97H183ZM211 95V94H210ZM240 95V94H239ZM256 95V94H255ZM261 95V94H260ZM31 96V95H30ZM29 96V97H30ZM102 96H103V94H102ZM105 97H106V95H104ZM112 96V95H111ZM111 96H110V99H111ZM143 97H144V95H142ZM148 96V95H147ZM172 96V95H171ZM174 96V95H173ZM191 96V95H190ZM197 96V95H196ZM204 96H206L207 97V95H204ZM212 96V95H211ZM216 97H217V95H215ZM235 96H237V97H235ZM262 96V95H261ZM73 98H74V96H72ZM76 97V96H75ZM109 97V96H108ZM131 97H133V96H131ZM157 97H159V96H157ZM161 97V96H160ZM159 97V98H160ZM170 97V96H169ZM192 97V96H191ZM198 97V96H197ZM196 97V98H197ZM200 97V96H199ZM213 97V96H212ZM258 97H259V95H258ZM257 97V98H258ZM26 98V97H25ZM24 98V99H25ZM50 98V101H51V99L55 102V105H54V103H53V105H46L47 104V102L49 101L48 99ZM67 98L68 100H65V99ZM78 98V99H79ZM94 98H95V100H94ZM113 98V97H112ZM128 98V97H127ZM134 98V97H133ZM140 98V97H139ZM153 98H156V97H153ZM205 98V97H204ZM208 98V97H207ZM215 98V97H214ZM241 98V97H240ZM249 98H251V97H249ZM263 98V97H262ZM5 99V98H4ZM28 99V100H29ZM75 99V98H74ZM81 99V98H80ZM79 99V100H80ZM82 99H83V97H82ZM85 99H87V98H85ZM116 99V98H115ZM136 99H138V98H136ZM177 98H175V100H176ZM178 99H180V98H178ZM193 99V98H192ZM194 99H195V94H194ZM209 99V98H208ZM210 99H211V97H210ZM259 99H260V97H259ZM44 100H48L47 102H45ZM78 100V103L79 102H81V101H83V100H81V101H79ZM102 100V99H101ZM131 100H134V99H131ZM154 100V99H153ZM157 100V99H156ZM165 100V99H164ZM167 100V99H166ZM165 100V101H166ZM197 100H199V98L197 99ZM204 100V99H203ZM207 100V99H206ZM245 100V99H244ZM52 101V102H53ZM75 101H76V99H75ZM129 101V100H128ZM149 101V100H148ZM147 101V102H148ZM152 101V100H151ZM161 101V100H160ZM172 101V100H171ZM187 101V100H186ZM192 101V100H191ZM248 101V100H247ZM16 102H17V100H13V104L12 105H6L4 108L5 109H12L14 106H16ZM19 102V101H18ZM71 102H72V100H71ZM73 102H74V100H73ZM105 102H106V98H105ZM104 102V103H105ZM123 102V101H122ZM136 102V101H135ZM141 102V101H140ZM168 102V101H167ZM170 102V101H169ZM178 102L180 103V101L179 100H177V104H178ZM185 102V101H184ZM198 102H200V101H198ZM212 102V101H211ZM218 102V101H217ZM257 102V101H256ZM259 102L261 103H264V98L262 99V100H259ZM9 103H11V102H9ZM46 103V104H45ZM51 103V102H50ZM82 103V102H81ZM81 103H79V104H81ZM86 103V102H85ZM91 103V102H90ZM89 103V104H90ZM102 103V102H101ZM103 103V104H104ZM139 103V102H138ZM154 103H155V101H154ZM153 102H152V104H154ZM165 103V102H164ZM182 103V102H181ZM195 103H197V102H195ZM194 103V104H195ZM252 103V102H251ZM49 104V103H48ZM58 104V105H57ZM69 104V103H68ZM92 104V105H93ZM132 104H136V103H133L132 102ZM160 104H162V102L160 103ZM167 104H169V103H167ZM190 104V103H189ZM188 104V105H189ZM201 104V103H200ZM209 105H210V103H208ZM240 104V105H239ZM99 105V104H98ZM97 105V106H98ZM101 105V104H100ZM165 105V104H164ZM174 105H175V103H174ZM202 105V104H201ZM213 105V103L211 104V106ZM2 106V105H1ZM95 106V105H94ZM134 107H135V105H133ZM132 106V107H133ZM157 106V105H156ZM179 106V105H178ZM185 106H186V104H185ZM191 106H194V105H191ZM196 106V105H195ZM203 106V105H202ZM205 106V105H204ZM102 107V106H101ZM137 107V106H136ZM199 107V106H198ZM217 107V106H216ZM16 108V107H15ZM14 108V109H15ZM35 108H34V110H35ZM103 108V107H102ZM157 108V107H156ZM166 108H168V107H166ZM170 108V107H169ZM190 108V107H189ZM189 108H188V110H189ZM210 108V107H209ZM218 108V107H217ZM13 109V110H14ZM58 109V108H57ZM64 109V108H63ZM132 109V108H131ZM172 109V108H171ZM174 109V108H173ZM186 109H187V107H186ZM191 109H192V107H191ZM204 109V108H203ZM2 110V109H1ZM39 110V111H40ZM47 110V111H46ZM60 110V109H59ZM102 110V109H101ZM105 110V109H104ZM153 110V109H152ZM176 110H177V107H176ZM184 110V109H183ZM183 110L181 109V111L183 112ZM223 110H225L224 108H223ZM245 110H248V109H245ZM11 111V110H10ZM55 111V110H54ZM154 111V110H153ZM163 111H165V110H163ZM162 111V112H163ZM168 111V110H167ZM206 111V110H205ZM105 112V111H104ZM176 112V111H175ZM93 113V112H92ZM91 113V114H92ZM102 113H103V111H102ZM155 113V112H154ZM165 113V112H164ZM192 113V112H191ZM201 113V112H200ZM206 113V112H205ZM34 114V113H33ZM101 114V113H100ZM169 114H171V112L169 113ZM184 114H185V112H184ZM188 114H189V111H188ZM196 114V113H195ZM202 114V113H201ZM225 114V113H224ZM35 115V114H34ZM111 115V114H110ZM153 115V114H152ZM167 115V117H168V114H166ZM172 115H173V113H172ZM198 115H200V114H198ZM206 115H209V110H208V114L206 113ZM264 115V114H263ZM48 116V115H47ZM84 116V115H83ZM86 116V115H85ZM109 116V115H108ZM107 116V117H108ZM188 116H190V115H188ZM192 116H194V115H192ZM211 116V115H210ZM221 116V115H220ZM229 116V115H228ZM258 116V117H257ZM1 117V116H0ZM58 117L59 116H56L55 117V120L56 119H58ZM88 117H90V118H92L93 116L92 115H90V112H89V115H88ZM104 117V116H103ZM163 117V116H162ZM185 117H187V116H185ZM195 117H197V116H195ZM202 116H200V118H201ZM223 117V116H222ZM256 117V118H255ZM54 118V117H53ZM165 118V117H164ZM199 118V117H198ZM205 118V117H204ZM228 118V117H227ZM230 118V117H229ZM255 118V119H254ZM261 118V117H260ZM2 119V118H1ZM2 119V120H3ZM60 119H61V117H60ZM63 119V118H62ZM88 119V118H87ZM194 119V118H193ZM202 119V118H201ZM222 119V118H221ZM64 120V119H63ZM69 120V119H68ZM75 120V119H74ZM94 120H96V119H94ZM93 120V121H94ZM111 120H112V118H111ZM227 120V119H226ZM225 119H223V121H226ZM24 121V120H23ZM57 121V120H56ZM62 121V120H61ZM66 121V120H65ZM70 121V120H69ZM84 121H86V119L84 120ZM88 121V120H87ZM86 121V122H87ZM90 121H91V119H90ZM89 121V122H90ZM185 121V120H184ZM189 121V120H188ZM195 121V120H194ZM232 121V122H231ZM229 120L228 121V123L227 124H221L220 125V123H219V125H217L216 127H215V129H214V127L213 126H211V127H209V126H199V127H195V126H193V124H191L190 122H184V123H182V122H180V123H170V126L172 127L173 125H174V127L175 126H177V127H175V128H171L172 130L171 131H169L170 129H168V128H165V130L163 129V131H164V133H166V134H168V132L169 133H171V134H176V135H178V136H184V135H188V136H190V137H194V138H207L208 136L209 137H214L213 139H215L216 138V140L218 139L219 141H221V144L222 143H225V142H227V140L229 141L230 140V144H231V141L232 142H234V138H236V135L238 134V132L240 131V129L238 128V130H235V131H230V128H228V127H230V126H234V125H238L234 120ZM88 122V123H89ZM95 122V121H94ZM31 122H29V124H30ZM57 123H59V120H58V122ZM72 123V122H71ZM98 123H99V121H98ZM103 123H106V122H104L103 120L101 121V124H100V126L101 125H104ZM153 123V122H152ZM222 123V122H221ZM9 124V123H8ZM10 124H12L13 125V123H10ZM22 124V123H21ZM32 124V123H31ZM26 125L24 128L22 127V130L21 131H27L26 133L28 134V131H30L31 132V129H33V127L34 126H32V125ZM49 124V123H48ZM47 124V125H48ZM51 124V123H50ZM65 124V123H64ZM90 124V123H89ZM151 124V123H150ZM248 124V123H247ZM257 125L258 124H260V125H258V129H255V130H257L258 132L259 131H261V130H263L264 128H262V122L261 123H259V121H258V123H256ZM1 126H2V124H0ZM5 125V124H4ZM46 125V126H47ZM70 125V124H69ZM85 125H88V124H85ZM94 125V124H93ZM108 125V124H107ZM106 125V126H107ZM148 125V124H147ZM245 125V124H244ZM244 125H242L243 126V130H244ZM40 126V125H39ZM67 126V125H66ZM81 126V125H80ZM215 126V125H214ZM242 126H241V129H242ZM3 127V126H2ZM1 127V128H2ZM9 127V126H8ZM95 127V126H94ZM133 127V126H132ZM141 127V126H140ZM209 127V128H208ZM5 127H3V129H4ZM98 128V127H97ZM235 128V127H234ZM233 128V129H234ZM245 128H247V127H245ZM3 129H0V133L3 131ZM93 129V128H92ZM96 129V128H95ZM102 128H100L99 127V130H101ZM104 129V128H103ZM126 129V128H125ZM128 129H130V128H128ZM124 130V131H128V133H126V134H124L123 132L124 131H122V130H120L119 132L117 131V130H115V131H117V132H109V131H107V130H102L101 131V134H98V135H92V134H87V133H84L82 130V132L83 133H77V132H75V133H77V134H74V133H72V132H70V130L69 131H67V130H63V129H58L57 128V126H56V123H54L53 124V122H52V124L51 125H48L47 126V128L45 127V128H42V130H43V135L46 137V139L50 142V143H55V144H58V146H59V144L60 145H65V146H67L68 148H69V150H71V149H75L76 147L78 148L79 146H81V147H84V148H86V149H88V154H89V152H92V153H95L96 154V156H97V158H98V160L100 161V160H109V158L107 157V156H105V157H107V158H105V157H103V155H104V153H106V152H108V151H110V150H112V151H120V149H124V147L125 146H127L128 144H130V143H132L131 141L132 140H138V141H140V142H143V141H146V142H149V141H151V140H155V138H156V135H157V133L159 132L160 133V131L162 132V130H161V128L160 127H158L157 126V124H153V125H148L147 127H144V128H140V129H142V131L144 130L145 132H146V134L147 133H149V134H145V132H141V130H138V131H130L129 132V130ZM8 130V129H7ZM40 131V130H39ZM73 131H75V130H73ZM86 131V130H85ZM122 131V133H120ZM264 131V130H263ZM17 132V131H16ZM35 132H36V130H35ZM237 133V134H236ZM241 133V132H240ZM2 134V136L4 135V132L3 133H1ZM6 134V133H5ZM26 134V135H27ZM34 134V133H33ZM41 135V134H40ZM42 135V136H43ZM254 135H256V134H254ZM6 136V135H5ZM4 136V137H5ZM8 136H9V133H8ZM8 136H6V140H7V137ZM25 136V135H24ZM118 136V139L119 140H117V141H115V142H113L111 139L112 138H116ZM159 136V135H158ZM158 136H157V138H158ZM162 136H164V135H162ZM173 136V135H172ZM171 136V137H172ZM235 136V137H234ZM239 136V135H238ZM237 136V137H238ZM261 136V135H260ZM264 136V135H263ZM263 136H261L260 137V139L263 137ZM66 137V138H65ZM75 137H78L77 139H79V141H82V140H84L85 142L86 141H90L93 137H96V138H103L104 137V142H102L101 144H94V145H88L89 143H85V144H83L82 142L81 143H78V142H75L73 139L75 138ZM161 137V136H160ZM159 137V139L161 140V138ZM176 137V136H175ZM174 137V138H175ZM242 137V136H241ZM241 137H240V139H241ZM249 137V138H250ZM255 137V136H254ZM3 138V137H2ZM1 138V139H2ZM9 138V137H8ZM44 138V137H43ZM179 138V137H178ZM177 138V139H178ZM185 138V137H184ZM244 138V137H243ZM258 138V137H257ZM10 139H11V137H10ZM21 139H23V138H21ZM45 139V138H44ZM45 139V140H46ZM68 139L69 140H73L74 142H75V144H71V145H66V143H68ZM158 139V140H159ZM183 139V138H182ZM190 139V138H189ZM212 139V138H211ZM237 139V138H236ZM247 139V138H246ZM252 139H254V138H252ZM264 139V138H263ZM12 140V139H11ZM10 140V141H11ZM18 140V139H17ZM34 140V139H33ZM100 140V139H99ZM102 140V139H101ZM167 140H168V138H167ZM174 140V139H173ZM186 140V139H185ZM198 140V139H197ZM262 140V139H261ZM15 141V140H14ZM21 141V140H20ZM72 141V142H73ZM170 141V140H169ZM174 141H176V140H174ZM205 142H206V140H204ZM214 141V140H213ZM213 141L211 140L210 142H212L213 143ZM251 141V140H250ZM258 141V140H257ZM1 142V141H0ZM5 142V141H4ZM8 142V141H7ZM7 142H5V143H7ZM18 142V141H17ZM16 142V145L18 144ZM137 142V141H136ZM157 141H152V142H149L150 144H152V143H156ZM159 143H160V141H158ZM168 142V141H167ZM173 142V141H172ZM178 142V141H177ZM179 142H180V140H179ZM186 142V141H185ZM184 142V147H185V145H186V143ZM189 142V141H188ZM204 142V143H205ZM218 142V141H217ZM242 142H244V141H242V139H241V141H240V143L238 144V146L236 147V148H239L240 149V147H241V145H242ZM259 142V141H258ZM261 142V141H260ZM2 143V142H1ZM1 143H0V145H1ZM9 143V142H8ZM7 143V144H8ZM22 143V142H21ZM45 143V142H44ZM77 143V144H76ZM158 143V144H159ZM162 143V142H161ZM176 143V142H175ZM191 143V142H190ZM189 143V144H190ZM196 143V142H195ZM203 143V144H204ZM220 143V142H219ZM246 143H248L247 141L245 142V146H246ZM263 144H264V142H262ZM20 144V143H19ZM27 144V143H26ZM48 144V143H47ZM69 144V143H68ZM141 144V143H140ZM144 144H146V143H144ZM157 144V145H158ZM193 144V143H192ZM197 144V143H196ZM195 144V145H196ZM229 144V145H230ZM234 144V143H233ZM249 144H251V143H249ZM3 145V144H2ZM5 145V144H4ZM10 145H11V143H10ZM147 145V144H146ZM188 145V144H187ZM217 144H215V146H216ZM226 145H228V143L226 144ZM228 145V146H229ZM12 147H13V144L11 145ZM22 146V145H21ZM52 146V145H51ZM148 146H150V145H148ZM156 146V145H155ZM158 146H160V145H158ZM169 146L170 147H172L170 144H169ZM176 146V145H175ZM202 146H204V145H202ZM207 146V145H206ZM219 146V145H218ZM222 146V145H221ZM224 146V145H223ZM231 146V145H230ZM233 146V145H232ZM231 146V147H232ZM234 146H236V145H234ZM245 146H244V148H245ZM250 146V145H249ZM261 146V145H260ZM263 146V145H262ZM19 147V146H18ZM17 147V148H18ZM27 147H29V146H27ZM62 147V146H61ZM67 147H65V148H67ZM80 147V148H81ZM140 147H143V146H141V145H139L138 143H137V145H136V147H133V148H135V150H133V151H130L129 150V152H126V153H121L119 156H121V158L119 159V161L121 162V164H124V163H127V162H132V160H134L133 158L134 157H136L135 155H136V153H135V151L137 152L138 151V148H140ZM170 147H168V148H170ZM192 147H194V145L193 146H191L190 148H189V146H188V148L187 149H191ZM225 147V146H224ZM250 147H253V145L252 146H250ZM2 148V147H1ZM46 148V147H45ZM54 148V147H53ZM57 148V147H56ZM149 148V147H148ZM156 148V147H155ZM161 148V147H160ZM206 148V147H205ZM235 148V147H234ZM263 148V147H262ZM12 149V148H11ZM20 149V148H19ZM41 149H42V147H41ZM40 149V150H41ZM79 149V148H78ZM85 149V150H86ZM162 149V148H161ZM171 149V148H170ZM170 149H168V150H170ZM172 149H174V148H172ZM214 149H216V148H214ZM224 150H225V148H223ZM252 149H255V148H252ZM251 149V150H252ZM30 150V149H29ZM140 150V149H139ZM141 150H144L143 148L141 149ZM145 150H146V148H145ZM144 150V151H145ZM158 150H160L159 148H158ZM162 150H164V148L162 149ZM161 150V151H162ZM186 150V148L183 150V151H185ZM220 150V149H219ZM228 150V149H227ZM233 150V149H232ZM257 150V149H256ZM31 151V150H30ZM33 151V150H32ZM68 151V150H67ZM66 151V152H67ZM87 151V150H86ZM106 151V152H105ZM128 151V150H127ZM147 151H149V150H147ZM167 151V150H166ZM210 151V150H209ZM240 151H241V149H240ZM242 151H243V149H242ZM248 151V150H247ZM254 151V150H253ZM264 151V150H263ZM26 152V151H25ZM43 152V151H42ZM73 152V151H72ZM104 152V153H103ZM141 152V151H140ZM150 152V151H149ZM196 152L197 151H195V153L194 154H196ZM200 152H202V151H200ZM205 152H207V151H203V153H205ZM220 152H221V150H220ZM231 152V151H230ZM258 152V151H257ZM256 152V153H257ZM19 153H20V151H19ZM19 153H18V156H19ZM24 153V152H23ZM27 154L29 153V152H26ZM41 153V152H40ZM52 153H53V150H52ZM71 153V152H70ZM70 153H68V154H70ZM81 153V152H80ZM87 153V152H86ZM141 153H143V152H141ZM139 154V157H140V155L142 156V154ZM155 153H158L157 151L156 152H154V154ZM167 153V152H166ZM186 153V152H185ZM185 153L183 154V155H185ZM209 153V152H208ZM207 153V154H208ZM251 153H252V151H251ZM15 154V153H14ZM13 154V155H14ZM16 154H17V151H16ZM22 154V153H21ZM94 154V155H95ZM144 154V153H143ZM146 154V153H145ZM144 154V155H145ZM149 154V153H148ZM168 154V153H167ZM201 154V153H200ZM200 154H198V155H195V156H199ZM222 154V153H221ZM236 154V153H235ZM249 154V153H248ZM264 154V153H263ZM25 155V154H24ZM35 155H36V152H35ZM44 155V154H43ZM65 155H67V154H65ZM82 155V154H81ZM90 155V154H89ZM150 155V154H149ZM153 155V154H152ZM182 155V156H183ZM192 155V154H191ZM204 155V154H203ZM202 155V156H203ZM218 155V154H217ZM233 155V154H232ZM236 155H238V152H237V154ZM258 155H260V154H258ZM258 155H255L256 157H258ZM262 155V154H261ZM260 155V156H261ZM17 156V155H16ZM17 156V157H18ZM37 156V155H36ZM39 156V155H38ZM37 156V157H38ZM76 156V155H75ZM83 156V155H82ZM154 156V155H153ZM168 156V155H167ZM186 156V155H185ZM229 156V155H228ZM239 156V155H238ZM260 156H259V158H260ZM10 157V156H9ZM14 157V156H13ZM20 157V156H19ZM25 157V156H24ZM24 157H23V159H24ZM30 157V156H29ZM42 157V156H41ZM67 157H68V155H67ZM80 157V156H79ZM90 157V156H89ZM150 157V156H149ZM163 156H161V157H159L160 159H163L162 158ZM184 157V156H183ZM187 157V156H186ZM185 157V158H186ZM193 157V155L192 156H190L188 159H191ZM201 157V156H200ZM237 157V156H236ZM249 157V156H248ZM251 157V156H250ZM249 157V158H250ZM31 158V157H30ZM40 158V157H39ZM39 158H37V159H39ZM69 158H72V157H69ZM81 158V157H80ZM92 158V157H91ZM158 158V157H157ZM184 158V159H185ZM193 158H195V157H193ZM240 158V157H239ZM264 158V157H263ZM262 158V159H263ZM11 159H13V158H10L9 160H7V161H11ZM17 159H19V158H17ZM22 159V158H21ZM21 159H19V160H21ZM26 159V158H25ZM24 159V160H25ZM28 159V158H27ZM37 159H34V157L33 158H31L30 159V161L29 160H27V162L29 161V164H27V162L25 161V163H26V165H22V164H17L16 162V164H13L11 167H12V169H13V171H12V174L13 175H15V178H14V176H11L12 178H14V179H12V178H10V179H12L10 182H12V183H14V181L16 182V181H18V183H20V186H21V188H24L23 190L25 191V188H27V186L29 187V185H32V184H34V185H36V183H37V180L38 179H40L42 176H44L45 175V173H43V175L42 174H40V177L38 178V177H30L29 175H26L25 176V174H26V170L27 169H29L31 166L32 167H34V168H36V167H38V163H39V161L37 160ZM41 159H43V158H41ZM44 159H45V157H44ZM153 159V158H152ZM228 159V158H227ZM254 159V158H253ZM77 160H79V159H76V161ZM85 160V159H84ZM136 160V159H135ZM155 160V159H154ZM164 160V159H163ZM186 160V159H185ZM257 160H259V159H257ZM13 161H14V159H13ZM40 161H42V160H40ZM83 161V160H82ZM87 161V160H86ZM86 161H84V162H86ZM113 161V160H112ZM115 161V160H114ZM138 161V160H137ZM241 161V160H240ZM250 161V160H249ZM252 161V160H251ZM250 161V162H251ZM260 161H261V159H260ZM44 162V161H43ZM83 162V163H84ZM104 162V161H103ZM106 162H108V161H106ZM155 162V161H154ZM188 162H190V161H188ZM255 162V161H254ZM262 162V161H261ZM263 162H264V160H263ZM262 162V163H263ZM8 163V162H7ZM11 162H9V164H10ZM13 163V162H12ZM24 163V162H23ZM24 163V164H25ZM46 163V162H45ZM48 163V162H47ZM77 163V162H76ZM163 163H165V162H163ZM210 163V162H209ZM227 163V162H226ZM252 163V162H251ZM261 163V164H262ZM77 164H79V163H77ZM86 164V163H85ZM153 164V163H152ZM167 164V163H166ZM187 164H189V163H187ZM224 164V163H223ZM249 164V163H248ZM247 164V165H248ZM256 164V163H255ZM261 164H259V166L261 165ZM7 165V164H6ZM5 165V166H6ZM15 165V166H14ZM47 165V164H46ZM147 165H149V164H147ZM175 165V164H174ZM214 165V164H213ZM242 165V164H241ZM257 166H258V164H256ZM45 166V165H44ZM43 165H42V167H44ZM185 166H187V165H185ZM185 166H181V167H178V166H173V165H171L170 166V168L168 169V170H170L169 172L173 175L174 174V176L176 175V176H179V178L181 177L182 178V175L180 174V173H182L183 171H185L186 170V173H184L186 176H188L189 178L191 177L192 178V175H194L196 172V175H199L200 177H202L201 175L202 174H204V172H207L208 171V169H209V166H202V167H196V169L193 167V168H190L191 166H190V164H189V168L187 167V168H185ZM46 167V166H45ZM261 167V166H260ZM263 167V166H262ZM49 168V167H48ZM215 168V167H214ZM225 168V167H224ZM264 168V167H263ZM7 169H8V167H7ZM6 169V170H7ZM11 169V170H12ZM46 169V168H45ZM45 169H44V171H45ZM226 169V168H225ZM255 169V168H254ZM37 170V169H36ZM41 170V169H40ZM51 170V169H50ZM241 170H243V169H241ZM263 171L264 169H261L260 168V171ZM34 171H35V169H34ZM48 171H49V169H48ZM48 171H47V173H48ZM1 172V171H0ZM39 172V171H38ZM50 172V171H49ZM51 172H52V170H51ZM50 172V173H51ZM209 172V171H208ZM243 172V171H242ZM258 172V171H257ZM257 172H256V174H257ZM1 173H4V172H1ZM10 173V172H9ZM33 173V172H32ZM49 173V174H50ZM166 174H167V172H165ZM237 173V172H236ZM254 173V172H253ZM262 173V172H261ZM28 174V173H27ZM36 174V173H35ZM49 174H48V177H50L49 176ZM165 174V175H166ZM169 174V173H168ZM239 174H241L240 172H239ZM245 174V173H244ZM255 174V175H256ZM264 174V173H263ZM52 175V174H51ZM58 175V174H57ZM163 176V175H159V174H155L154 173V175L152 174V175H148V174H141L140 176H137V177H134V178H132V179H130V180H127V181H124L123 180V182H122V180L121 181H119L118 182V185H116L117 187L115 188V189H112V188H108V186H104L105 188H103V190H104V192H105V195L106 196H108L109 198H106V197H104V198H106V200L107 199H111V200H113V198H114V196H115V194L116 195H118V196H120V197H130V199H132V198H134L135 196H137L139 193L140 194H143V193H148V194H150V195H153V196H155L156 194H159L158 192H159V189L163 186V187H166V188H168L167 187V185L169 184V179H167V177H168V175H167V177L166 176ZM211 175V174H210ZM243 175V174H242ZM250 175V174H249ZM254 175V174H253ZM258 175H259V173H258ZM3 176H5V175H3ZM29 176V177H28ZM35 176V175H34ZM54 176V175H53ZM56 176V175H55ZM173 176V177H174ZM246 176V175H245ZM6 177H9V176H7L6 175ZM48 177H45V179H47ZM213 177V176H212ZM240 177V176H239ZM244 177V176H243ZM251 177V176H250ZM253 177V176H252ZM257 177H259V176H257ZM261 177H263V176H261ZM1 178V177H0ZM5 178V177H4ZM43 178V177H42ZM52 178V177H51ZM51 178H49V180H47V181H51L50 179ZM54 178V177H53ZM175 178V177H174ZM178 178V179H179ZM180 178V179H181ZM44 179V178H43ZM238 179V178H237ZM246 179V178H245ZM260 179H262V178H260ZM9 180V179H8ZM42 180V179H41ZM40 180V181H41ZM197 180V179H196ZM241 180V179H240ZM243 180H244V178L241 180L242 181V184L240 185V186H242L243 185ZM249 180H250V178H249ZM248 180V181H249ZM263 180V179H262ZM25 181V183L26 182H29V183H26L25 185H23V183L22 182H24ZM56 181H57V179H56ZM247 180H245V182H246ZM9 182V181H8ZM181 182V181H180ZM207 182V181H206ZM211 182V181H210ZM250 182V181H249ZM259 182V181H258ZM264 182V181H263ZM12 183H9V185L10 184H12ZM16 184V183H14V184H16V186L18 185L19 186V184ZM51 183V182H50ZM56 183V182H55ZM173 183V182H172ZM175 183H177V181H175V179H174V184ZM191 183V182H190ZM214 183V182H213ZM241 183V182H240ZM239 183V184H240ZM29 184V185H28ZM39 184V183H38ZM171 184V183H170ZM180 184V183H179ZM208 184V183H207ZM212 184V183H211ZM246 184H247V182H246ZM246 184H244V185H246ZM49 185V184H48ZM47 185V186H48ZM177 184H175L174 186H176ZM183 185H184V183H183ZM264 185V184H263ZM2 186V185H1ZM15 186V185H14ZM39 186H43V184L42 185H40L39 184ZM53 186V185H52ZM179 186V185H178ZM228 186V185H227ZM236 186V185H235ZM259 186V185H258ZM8 186H6V188L5 189H9V188H7ZM31 187V186H30ZM40 187V188H41ZM51 187V186H50ZM55 187V186H54ZM181 187V186H180ZM188 187H190V184H189V186ZM192 187H196V186H192ZM209 187V186H208ZM245 187V186H244ZM200 188V187H199ZM248 188V187H247ZM253 188V187H252ZM2 189V188H1ZM4 189V190H5ZM17 189V188H16ZM175 189H177V188H175ZM238 189V188H237ZM246 189V188H245ZM3 190V189H2ZM240 190V189H239ZM253 190V189H252ZM14 191V190H13ZM27 191V190H26ZM42 191H44V190H42ZM160 191H162V190H160ZM167 191V190H166ZM172 191V190H171ZM188 191V190H187ZM16 192V191H15ZM36 192V191H35ZM49 192V191H48ZM116 192V193H115ZM18 193H20V192H18ZM17 193V194H18ZM24 192H22V194H23ZM26 193V192H25ZM27 193H30V192H27ZM37 193V192H36ZM108 193V194H107ZM170 193V192H169ZM169 193L167 194V195H169ZM9 194V193H8ZM13 194H15L14 192H13ZM139 194V195H140ZM166 194V193H165ZM244 194V193H243ZM19 195V194H18ZM24 195V194H23ZM50 195V194H49ZM138 195V196H139ZM164 195V194H163ZM94 196V195H93ZM147 196V195H146ZM152 196V197H153ZM157 196V195H156ZM255 196V195H254ZM3 197V196H2ZM15 197V196H14ZM18 197V196H17ZM34 197V195H32L31 193H30V195L29 196H24V197H22V198H20V199H23V200H25V201H29L30 199H32ZM44 197V196H43ZM116 197V196H115ZM161 196H157L156 198L158 199V202H160L159 200V198H160ZM165 197H167V196H165ZM1 198V197H0ZM36 198V197H35ZM48 198V197H47ZM100 198V197H99ZM99 198H97V199H99ZM103 197H102V199H104ZM148 198V197H147ZM151 198V197H150ZM155 197L153 198V199H156ZM233 198V197H232ZM231 198V199H232ZM39 199V198H38ZM139 199V198H138ZM138 199H135V201L136 200H138ZM153 199L151 198V200H147V201H149V203H150V201L152 202V203H154L153 202ZM167 199V198H166ZM236 199V198H235ZM238 199V198H237ZM249 199V198H248ZM19 200V199H18ZM47 200V199H46ZM165 200V199H164ZM169 200V199H168ZM233 200H234V198H233ZM49 201V200H48ZM99 201H100V199H99ZM108 201V200H107ZM37 202H38V200H37ZM155 202H156V200H155ZM157 202V203H158ZM162 202H163V200H162ZM167 202V201H166ZM231 202V201H230ZM248 203H249V201H247ZM9 203V202H8ZM21 203V202H20ZM42 203V202H41ZM103 203H105L104 201H103ZM149 203H148V205H149ZM156 203V204H157ZM33 204V203H32ZM31 204V205H32ZM95 204V203H94ZM144 204V203H143ZM147 204V203H146ZM145 204V205H146ZM159 204V203H158ZM50 205V204H49ZM85 205V204H84ZM142 205V204H141ZM163 205V204H162ZM229 205H231L230 203H229ZM246 205H248V204H246ZM80 206H81V204H80ZM87 206V205H86ZM150 206V205H149ZM167 206V205H166ZM233 206V205H232ZM51 207V206H50ZM79 207V206H78ZM88 207H89V205H88ZM91 207V206H90ZM145 207H147V206H145ZM158 207V206H157ZM36 208V207H35ZM77 208V207H76ZM131 209V211L133 212V214L136 212V208L135 207H133V208H130V207H124V209H123V212L124 211H126V209ZM144 208V207H143ZM142 208V209H143ZM240 208V207H239ZM20 209V208H19ZM38 209V208H37ZM51 209V208H50ZM80 209V208H79ZM84 210H85V206H84V208H83ZM89 209V208H88ZM127 209V210H128ZM140 209V208H139ZM145 209V208H144ZM163 209V208H162ZM41 210V209H40ZM74 210H75V208H74ZM122 210V209H121ZM141 210V209H140ZM139 210V211H140ZM236 209H234V207H230V209H229V212H227V213H229L228 215H229V218H231L230 217V215L235 211ZM257 210V209H256ZM47 211H50V210H45V212H47ZM78 212H79V210H77ZM225 211V210H224ZM237 211V210H236ZM42 212H44V211H42ZM81 212V211H80ZM122 212V213H123ZM132 212H130V213H132ZM141 212V211H140ZM139 212V215L141 214ZM34 213V212H33ZM36 213V212H35ZM34 213V214H35ZM38 213V212H37ZM88 213H90V214H96V213H98V211L97 210H92V211H89ZM126 213V212H125ZM239 213V212H238ZM1 214V213H0ZM25 214V213H24ZM124 214V213H123ZM3 215V214H2ZM15 215V214H14ZM19 215V214H18ZM23 215V214H22ZM31 214H29V216H30ZM43 215V214H42ZM77 216H78V214H76ZM87 215V214H86ZM139 215H138V217H139ZM26 216V215H25ZM36 216H38V215H36ZM142 216V215H141ZM227 216V215H226ZM13 217H16V216H13ZM26 217H28V216H26ZM39 217V216H38ZM74 217H75V215H74ZM94 217V216H93ZM143 217L145 218L146 216H144L143 215ZM148 217V216H147ZM146 217V218H147ZM240 217V216H239ZM259 217V216H258ZM2 218V217H1ZM32 218H34V217H32ZM76 218V217H75ZM141 218V217H140ZM228 218V217H227ZM237 219H240V218H238V217H236ZM256 218V217H255ZM134 219H136V218H133L132 220H134ZM138 219V218H137ZM221 219V218H220ZM243 219V218H242ZM1 220V219H0ZM16 220H17V218H16ZM19 221H27V218H25V217H21L20 216V218L18 219ZM143 220V219H142ZM190 220V219H189ZM224 220V219H223ZM234 220V219H233ZM74 221H76V219H74V220H72V222H74ZM221 221V220H220ZM235 221V220H234ZM239 221V220H238ZM1 224L3 225V223H8L9 221H8V218H7V220H6V217H5V219H2L1 221ZM3 222V223H2ZM10 222H12V220L10 221ZM77 222V221H76ZM214 222V221H213ZM213 222H210V226H211V224L213 223ZM218 222V221H217ZM13 224H14V222H12ZM11 223V224H12ZM16 223V222H15ZM221 223V222H220ZM220 223H218V226L220 225ZM236 223V222H235ZM11 224H8V225H11ZM216 224V223H215ZM215 224H214V226H215ZM15 225V224H14ZM21 225V224H20ZM20 225H19V227H20ZM213 225V224H212ZM222 225V224H221ZM245 225V224H244ZM16 226V225H15ZM14 226V227H15ZM25 226H27V225H25ZM75 226H76V224H75ZM74 226V227H75ZM209 226V227H210ZM217 225L215 226V227H218ZM239 226V225H238ZM1 227H3V228H1L0 229V239H3V233L4 232H6V230H5V228H4V226H1ZM128 227V226H127ZM136 227V226H135ZM242 227V226H241ZM16 229H17V227H16ZM21 230L22 229H24V225H21V228H20ZM27 229V228H26ZM29 229V228H28ZM68 229V228H67ZM237 229V228H236ZM1 230H2V232H1ZM74 230H75V228H74ZM67 231V230H66ZM65 231V232H66ZM237 231V230H236ZM100 232V231H99ZM244 232H245V230H244ZM30 233V232H29ZM220 233V232H219ZM218 233V234H219ZM5 234V233H4ZM71 234V233H70ZM129 235L130 237H131V241L132 242H134L135 241V236L137 235V228H136V230H134L133 229V226H131V225H129V227H128V229H127V232H126V235ZM2 235V236H1ZM6 235V234H5ZM133 236L135 237L134 239H133ZM68 237V236H67ZM66 237V238H67ZM73 237V236H72ZM128 237V236H127ZM215 238L217 237V234H215V236H214ZM206 238V237H205ZM208 238V237H207ZM212 238V237H211ZM7 239V238H6ZM5 239V240H6ZM9 239V238H8ZM21 239V238H20ZM19 239V240H20ZM70 239V238H69ZM74 239V238H73ZM134 240V241H133ZM138 240V239H137ZM137 240H136V242H137ZM143 240V239H142ZM141 240V241H142ZM148 240V239H147ZM217 240V239H216ZM4 241V240H3ZM66 242V241H65ZM129 242H130V240H129ZM162 242H164V241H162ZM67 243V242H66ZM73 243V244H72ZM72 243H71V246H68V248L67 249H65V250H63V253H62V258H63V254H67V256H65V259H64V264H69V263H74V261L73 260H71V259H74V258H72L71 257V259H70V261H72V262H69L68 263V261H66V260H68L69 259V251L70 250H72L73 251V249H74V247L77 245V243L76 242H73L72 241ZM78 243H79V241H78ZM217 243V242H216ZM215 243V244H216ZM2 244V243H1ZM68 244V243H67ZM141 244V243H140ZM126 245V246H125ZM125 245H124V247H126V249H128V250H126V251H128V253L129 252H133L132 250V248L134 247H132V244L131 243H125ZM211 246V245H210ZM228 246V245H227ZM70 247V248H69ZM142 247V246H141ZM161 247V246H160ZM216 247V246H215ZM62 248V247H61ZM64 248V247H63ZM136 248H137V246H136ZM149 248V247H148ZM156 248V247H155ZM58 249H59V247H58ZM70 249V250H69ZM75 249H77V248H75ZM109 249V248H108ZM157 249V248H156ZM218 249V248H217ZM220 249V248H219ZM46 250V249H45ZM67 250V251H66ZM69 250V251H68ZM135 250V249H134ZM138 250H139V248H138ZM142 250V249H141ZM178 250V249H177ZM30 251V250H29ZM72 251H70V253H73ZM123 251V250H122ZM46 252V251H45ZM56 252H58L57 250H56ZM62 252V251H61ZM88 252H90V251H88ZM106 252V255H104L103 253L102 254H100V256L102 257V258H99L98 260L100 261V260H107V262H109V259L108 258H106L105 259V257H107V254H108V251H105ZM44 253V252H43ZM149 253V252H148ZM147 253V254H148ZM29 254V253H28ZM35 254V253H34ZM74 254V253H73ZM75 254H76V251H75ZM88 254V253H87ZM86 254V255H87ZM117 254V253H116ZM116 254H115V256H116ZM133 254V253H132ZM134 254H135V252H134ZM57 255V254H56ZM98 255V253L96 252V256ZM109 255V254H108ZM121 255H122V253H121ZM129 255V254H128ZM151 255V254H150ZM46 255H44V257H45ZM53 256H54V254H53ZM74 256V255H73ZM79 256V255H78ZM119 256V255H118ZM124 256V255H123ZM134 256V255H133ZM162 256V255H161ZM175 256V255H174ZM173 256V257H174ZM181 256V255H180ZM30 257V256H29ZM51 257H52V252H51ZM91 258L90 259V261H89V264H98L97 263V261L95 262V260L96 259H93L94 257H91V255H88V258ZM132 257V256H131ZM147 257V256H146ZM225 257V256H224ZM253 257V256H252ZM31 258V257H30ZM33 258V257H32ZM34 258H35V256H34ZM56 258V257H55ZM176 258V257H175ZM10 259V258H9ZM28 259V258H27ZM45 259V258H44ZM53 259V258H52ZM51 259V260H52ZM87 259V258H86ZM115 259V258H114ZM160 259V258H159ZM208 259V258H207ZM33 260V259H32ZM31 260V261H32ZM48 260V259H47ZM50 260V261H51ZM137 260V259H136ZM147 260V259H146ZM252 260V259H251ZM39 261V260H38ZM44 261V260H43ZM59 261V260H58ZM88 261V260H87ZM98 261V262H99ZM113 261V260H112ZM131 261V260H130ZM217 261V260H216ZM4 262V261H3ZM114 262H115V260H114ZM128 262H129V260H128ZM134 262V261H133ZM132 262V263H133ZM218 262V261H217ZM222 262V261H221ZM239 262V261H238ZM248 262V261H247ZM9 263H11V262H9ZM17 262H14L13 261V263L12 264H16ZM45 262H43V264H44ZM51 263H52V261H51ZM72 263V264H73ZM126 263V262H125ZM237 263V262H236ZM21 264H23V263H21ZM28 264V263H27ZM63 264V263H62ZM75 264V263H74ZM100 264V263H99ZM107 264H111V263H107ZM174 264H187L182 258H180V259H177V260H174ZM251 264V263H250ZM253 264V263H252ZM256 264V263H255Z\"/></svg>",
  "mask_w": 264,
  "mask_h": 264
}]
</instances>
